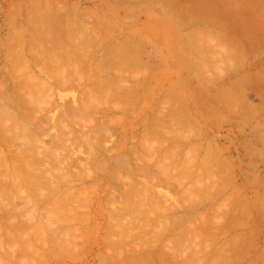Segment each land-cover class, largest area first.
Returning <instances> with one entry per match:
<instances>
[{
	"label": "rangeland",
	"instance_id": "374dc122",
	"mask_svg": "<svg viewBox=\"0 0 264 264\" xmlns=\"http://www.w3.org/2000/svg\"><path fill=\"white\" fill-rule=\"evenodd\" d=\"M181 10L184 11L182 13L183 14L185 13L184 15H186V16H184L183 14L181 15ZM79 21L81 22V24H77L76 27L78 25H84V24L86 26H87V24H89L88 26L91 25V27H92V25H94L93 27L96 28L95 30H97L98 32L101 29L102 32L100 31L99 34L100 33L101 34L102 33L107 34V31L110 28L112 30V27H113V30L112 31L109 30V31L112 34H114V32H115V35H113V38H111L109 40V37H110L109 34L110 33L108 31L109 34H107L105 36V37H108V41H107V39H106L107 43H106V41H104L106 44V47H108V48H105V45L101 46L98 49L99 50L98 54H97L98 57H101L102 53H100V51H102L104 54V52L106 50L110 49V46L111 47H112V45L116 46V45H119L120 43H122V45H123V41L127 42V40L131 39V41L141 42L140 43L141 45L140 44L138 45V48L140 46L142 47V48L140 47L141 49L139 48V51L141 54H142V52H145V54L149 53V55H143L145 57V59H147L146 57H149L147 59L148 62L153 63V64L154 63L158 64L160 61H163L162 60L163 57L167 59L166 61L168 62V64L165 61L162 62V66L165 68L164 73L162 71L163 67L162 66H160L161 68L158 67V69L160 68L159 71L160 70L161 71L160 72L158 71L159 73L156 74L157 79L155 78V80L157 82L155 80L154 81L152 80L150 83H148L149 85L148 84L146 85V86H149L148 88H150V90L152 89V92H154V93L150 92V94L147 95V93H148L147 92V93H145V95H147L148 97L141 95L143 97L140 96V98H139L140 99L139 101L142 102V104L146 102L147 105H145L146 103L142 105L138 101L137 102L138 105H136L137 107L135 108L137 111V113L136 112L134 113L135 116H133V114H130V115L128 114V116H127V113L120 111L118 109V107L120 105H118V107L115 106V108L116 107L117 108L114 112L110 113L111 116L108 114V118L111 117V119H112V117H114L113 119L118 122L117 124H120V125L122 124L121 125L122 127H120L121 129H123V126H127L126 130L123 129L119 133L122 134L124 132L125 134H128V136L129 135L131 136L132 135L131 129H130V125H131L130 121L131 120H135L137 117H139V115L141 116V115L155 114L157 112V110L159 112L161 110H164L162 108L168 107L172 102L176 101V103L178 104V102L180 101L181 109L184 108L183 111H185V112H187L189 110L187 113H189V112L191 113V115H190V113L188 115L191 116L190 118L194 122H192V124H190V125H187V127L186 126H184V127L180 126L181 131L178 128L179 126L176 127L177 128L176 130L177 131L179 130L178 131L179 134H178V132L176 134V135H178L179 138H180V135H183L182 132H184L186 134V136L184 135V138H189V137L192 138V140L190 142H188V144L186 146L180 145V146H183L182 148H180V152L178 150L179 149L178 147H176V148H178L176 151H175V149L172 150L173 154H175L178 151L175 156L179 159V162L175 156H172V160H171V157L167 158V156L168 157H169V155L171 156V153L169 154L166 152L169 155H167V154L165 155V152L161 146V141L158 140V137H155V140H157V142L156 143L152 142V146L155 147L158 145L157 146L158 148L161 147L159 149L157 148L158 149L157 151L162 149L163 150L162 153H161V151H159L162 154V156H161V154H159V152L151 151L152 149L156 150V148L154 149L153 147L150 150L148 149V151H147V149L143 150L144 145L141 144V142H144V140L142 141L141 139L144 138L142 136V134H145V133L142 132V129H141V131L138 130V134L141 132L139 134L141 137L137 133H136L137 136L135 134V136L138 139L141 138V139H139L141 142H139V140L135 137L134 139L132 138V140H134V141L131 140L129 143L130 146H134L136 144L135 148H137V150L141 153V154H139V152L137 153L138 154L137 157L140 158L139 161L136 159V157L132 158V159H134V161L132 160L134 163H136L135 161H138L139 163L141 161L143 163H148V161H149L148 157L151 156L150 158H153L155 156V153L156 154L158 153L159 156L157 155L154 157V159L156 158V160H155L156 163H155V161H152V163H151V160H153V159H150V162L148 164L149 165L152 164L151 166H155L157 168L158 166H156V165H158V164L162 165V163H163L164 164V165H162L163 169H166L164 167H167L165 164H167V165L169 164L168 165L169 167H167V169L168 168H171V169H169L170 171L166 170L167 173L164 170L165 173L162 174L163 170L160 168L161 166L159 165L160 167L157 168L159 170H157L155 167H151L150 169L153 170L152 168H154V170L151 171L149 169L148 172L145 171L146 173L144 171H142V169H141V171H140V169L136 170V172L137 171L143 172L142 174H139L140 172L136 174V172L132 170L133 175H134V176H132V173H130L132 171L129 170V172H128L126 169H123L124 167H121V168L118 167V169H117V166H115L114 163L111 164L110 163L111 161H108L109 160L108 154H106V153H108V151L107 152L103 151L104 153L102 152L100 154L101 157H104V156L105 157L101 158L99 156L101 162L98 158L99 162L96 161V165H94V167H96L98 169V171L96 168L94 169L96 172L95 173L93 170L94 167L92 166L93 164L91 165L92 162L90 160H88V159H90V156H91L90 151H92V149L90 148V147H92L91 143L90 144L85 143L83 146L80 147L83 149L85 148L82 151L83 154H82V152L80 153V151L78 149H76L79 151V152L77 151V153H76V151H74V153H76V155L79 154L77 156H75V154H72L73 152H70L71 150L69 151L68 147L66 148V144L68 145L69 142L64 143V145L62 143L63 147L61 146V144L59 145V147H61V148H58V149L63 150L64 148H66L65 150L67 152L69 151V153H71L70 157L75 156L74 160L77 162V165H76V162L73 161V159H71V158L69 159L71 161H68L69 162V164H67L68 166L66 165V163L63 164V162H66L68 159L67 160L63 159L62 162H58L59 161L58 158H60L59 156H61L63 154V151H65V150H63V151L60 150L61 153H58L59 150L56 151L57 153L55 152V154H59V156L56 155L58 158L54 154L52 155V152H50L51 151L50 148L55 145L54 144L55 140L53 141V144H50L51 145L50 146L49 143H52V139H51V136H49V134L50 135L54 134L56 136V134L60 135V133H61V130H60L61 126L57 123L58 120L62 119V117L57 118L58 116H60L59 115L60 114L59 113V110H60L59 107L61 106V104L63 102H66V101H68L69 103L72 102L73 101L72 98H74V97H76L77 100L80 97H82L84 99V101H86L87 99L91 100V98L87 94L86 95L83 94V93H85L84 91H82V92L80 91L82 88H83L82 90H85V88H87V87L89 90L90 86H88V84H89V83H87L88 81L82 80V78H85L87 76L88 77L87 79H90L89 78L90 74H87L85 77H83V75H82V77L80 76L81 78L79 77L78 73L80 71H82L83 69L80 70L77 67L75 68V66H78L77 60L71 61V62L76 63V65H74V63H71L68 60H66L68 62H65V60L62 57V60L61 59L60 60L63 61L64 64L58 63L59 65H53L55 62L52 60V58L53 57L61 58L59 50L61 51L64 48L65 44H63L62 49L57 47L58 48L57 50H53V47L48 46V45L53 46L52 44H55L57 42L64 43L65 41H68V40L73 41L74 39H76L75 35H77V34L79 35V33L76 32V29H75L76 27L74 28V25H75V22H79ZM82 21H83V23H82ZM71 25H73V26H71ZM109 25L112 27L109 28ZM97 27L99 28V30L97 29ZM104 27L105 28L107 27V28L105 29ZM73 29H75V31ZM104 29H105V31L106 30L107 31L105 32ZM196 31H198V32L200 31L201 33H198V35H197ZM207 31H209L211 34ZM87 32H90V30L88 29ZM191 32H192V34H190ZM193 32L195 34L194 35L195 37L193 36ZM84 33H86V32H83V36L85 35ZM132 33H135V34H132ZM203 33L206 35H203ZM81 34H82V32H81ZM96 34H98V33L96 32ZM101 34H100V39L102 38L101 36H104ZM112 34H111V36H112ZM136 34L138 35L139 39H138V37H135ZM164 34L167 37H165ZM189 34H190V36H189ZM61 35L63 37H61ZM186 35L189 38H187ZM199 35H202V36H200V40L198 38ZM92 37H90V38H92ZM191 37H193L194 39L192 40ZM57 38H59V39H57ZM145 38H146V40H145ZM201 38H204V39L202 40ZM93 39H94V37L91 40H93ZM100 39H98V41ZM132 39H134V40H132ZM143 39H144L145 43L143 42ZM76 40H74V41H76ZM94 40H93V42H94ZM112 40H113V42H112ZM147 40L152 41V43L147 41ZM190 40H191V42H190ZM96 41H95V43H92V41H90V43L93 45L94 44L100 45V43H98V42L96 43ZM101 41H103V40L101 39ZM116 42H117V44H116ZM48 43H50V44H48ZM188 43H190L192 45L189 47L188 45H190V44H188ZM93 45H90L89 48L93 49L94 48ZM96 45H94V46H96ZM99 45H97V47ZM143 45H144V48H143ZM192 46H193V48H192ZM44 47H46V48H44ZM124 47H126V46L124 45ZM124 47L122 46L121 50L124 49L123 51H125L126 48H124ZM47 48H48V50H46ZM54 48L56 49V47H54ZM102 48L105 50H101ZM138 48L136 47V49H138ZM196 48L199 51L198 50L196 51ZM222 48H224L223 51H222ZM193 49H195V50H193ZM50 50H52V51H50ZM64 50H65V48H64ZM228 50H230V51H228ZM20 51H22V53L25 51L23 53L24 56ZM29 51L31 52V54L28 53ZM43 51L46 53H44ZM47 51H50L49 52L50 55L47 57H49L50 60H52V65L49 62H46L47 57H45V59H44V55L45 56L47 55ZM36 52L38 54H36ZM62 52H63V50H62ZM32 53H33V56H32ZM51 53H53L52 54L53 57H51L52 56ZM57 53H59L60 56L56 55ZM222 53L228 59L225 58V56ZM227 53H229V55ZM20 54H21V56H23L22 58H21V56L18 57V55H20ZM27 54H28V56H27ZM219 54H220L221 58L218 56ZM222 55L224 56V58L222 57ZM62 56H64V58H65L64 53H62ZM191 57H193V59ZM20 58L22 60H20ZM49 58H47V61L49 60ZM59 58H54V60L56 59L55 60L56 63H57V60H58V62L60 61ZM66 58H67V56H66ZM216 58H218L220 60L219 63H218L219 60ZM23 59H27V61L25 60V63L30 64L29 68H28V65L23 64L24 63V62H22ZM34 59L35 60L39 59V62L42 63V64L39 63L41 66L38 64L37 60H36V62H37V64H36ZM67 59H69V58H67ZM201 59H202V61H201ZM43 60L46 62V64H50L52 66V69H54V72L51 69H49V70L45 69L46 65L43 62ZM69 60H72V58H70ZM221 60H222V62H221ZM79 62L81 63V60H79ZM67 63L70 65L68 66ZM169 63H170V65H169ZM21 64L25 65V66L22 68ZM37 65H38V67H37ZM50 65H47L46 67L49 68ZM83 65H85L86 68L88 67V64L86 65L83 63ZM83 65H80L81 68H84V70L82 71L83 73L80 72L79 74H81V73L84 74V73H89V72L91 73L90 66H89V69L87 68L88 69L87 70V69H85V67H82ZM31 67H32V70H30ZM41 67H43L44 70L41 69ZM192 67H194L196 70ZM55 68L56 69L58 68L57 69L58 73L55 72L56 71ZM140 68H141V70L139 68H134L133 70H131V72H130V70H127V69H126L127 70V72H126V70L123 68V71L125 70L124 71V73H126L125 76H127V74H128L132 78L133 76L131 74H134L135 76L139 77L142 74V71H143V75L145 74L144 72H146L145 67H140ZM142 68H143V70H142ZM59 69H60V71H59ZM61 69H63L64 71ZM66 69L69 71V73H67V74L68 75L71 74L70 76L65 74ZM78 69H79V71H78ZM136 69H138V71L140 70L141 72L138 73V71ZM166 69L171 73H169ZM46 70L49 72L51 70V72L49 74L54 73L53 75H57V74L60 75V73L64 72L62 74V77L64 75V76L74 78V79H76L77 76L75 74H77L78 80L80 81V79H81L83 81V83H82V81L77 82V80H74L75 85L73 88L75 91H73V89L70 91L69 88H62V90H60V88H54L53 90H51L49 88L51 90L49 92V89H47V87H46L45 89L48 91V92H46L45 89L43 90V88L41 89V87H40V86L43 87L45 84H46L45 86L51 85L50 83H51L52 78L50 80L49 76L48 77L46 76V74L48 73ZM74 70H76L77 72L76 71H75L76 73L73 72ZM157 70H156V73H157ZM68 71H66V72H68ZM121 71H122V69L120 71L118 70V72H121ZM123 71L121 73H123ZM195 71L200 73V74H198V73L195 74ZM70 72H72L73 74L75 73L73 75L74 77L72 76V73H70ZM29 73H31V74L34 73V75H31ZM36 74L38 77H40V78H37V79H40V82H42L44 80V83H45L44 85H42L43 82L40 83V85H39V82L36 81L37 80V79H35L37 77ZM49 74H47V75H49ZM197 74L199 77H197ZM27 75H31V77H35V78H33V81L35 80V82L29 83L28 80L31 81L32 78H30V76H27ZM119 75H121V74L119 73ZM143 75H141V77ZM157 75H158V77H157ZM206 75H207V77H206ZM26 76H27V79H26ZM135 76H134V78H132L133 80L130 78L127 81L126 80L125 81L122 80V81H124L126 84H128L130 81H131V83H132V81L136 82V80H139V79L134 80ZM119 78H120V76H119ZM128 78H129V76H128ZM203 79H205V80L203 81ZM200 80H201V83H200ZM22 81H23V83L21 84ZM122 81H121V83L125 84ZM25 82L26 83L28 82V84H27L28 86L25 84ZM18 83L21 86H19ZM33 83H34V85H35V83L37 84V85H35V86H37L36 88H34L35 86L33 85ZM52 83H53V81H52ZM86 83H87V85H86ZM131 83H129V85ZM177 83L179 86L177 85ZM24 84H25L26 88L29 87V88H33V89L27 90L25 88ZM77 84L79 85L80 88L77 86ZM152 84L154 85V87L152 86ZM201 84H203V85H201ZM22 85L24 86V88ZM82 85H84V86H82ZM162 85L166 88L171 86L170 87V88H172L171 91H168V92H170V94L169 93H167V94H169V95H171V93H172V95L181 94L180 98L177 95L175 96V98L172 95L170 96L171 98L169 96L164 97V94L162 93L164 87ZM167 85H168V87H167ZM174 85H175V87H172ZM54 86H55V84H54ZM2 87H3V89H1ZM5 87H7V88L4 89ZM38 87H40V88L38 89ZM170 88H168V89H170ZM18 89H19V91H18ZM23 89H25L26 91ZM70 89H71V87H70ZM173 89L176 91H174ZM6 90L8 91V93ZM15 90H16V93H15ZM22 90H23L24 94L27 93L26 95H28V97L30 99H33L32 101L34 103L37 102V104H39L40 107H38V105L33 106L36 103L34 104V103L30 102V99L28 97L26 98V95H23L20 92ZM31 90L32 91L34 90L33 91L34 93L40 92L37 90H41L42 95L44 97L46 96V94L44 95V93H43L45 91V93H48V95H49V96L48 95L47 96L51 97L52 99L49 98L47 100L48 97H46V99L44 100L43 96L40 94L41 92L38 93L39 95H37L35 93L36 96L34 94L33 95L29 94V91H30V93H32ZM57 90H59V91H57ZM88 90L86 89L85 91H88ZM172 90L175 93H173ZM177 90H178V93H177ZM1 91H2L3 95L6 92L7 96L1 95ZM3 91H4V93H3ZM17 91H18V94L20 93L19 95L17 94ZM60 91L62 92L61 94H60ZM63 91H65L67 93V95H65V98H63L64 95L62 96V94L64 93ZM53 92H55V94ZM68 92L70 93L72 98L70 97V95L68 96V94H69ZM73 93H77V94H73ZM184 93H186V95ZM52 94H54V97H56V98H54ZM154 94H156V95H154ZM8 95H10V96H8ZM29 95H32L33 98H31ZM73 95H74V97H73ZM81 95L85 96L87 99ZM38 96H39V99H43V100L41 101L38 99L39 101H34L37 99ZM59 96H60V98H59ZM101 96H103V95H100L99 97H101ZM6 97H8L7 98L8 100H6ZM96 97H97V95H96ZM172 97H173V100H172ZM184 97H185L184 101L180 100L181 98L184 99ZM82 98H80L79 100H81ZM102 98L103 97L99 98V100L100 99L102 100ZM167 98L170 99V101L172 100V102H170L169 100H166ZM16 99H18L17 100L18 107L16 106V104H17ZM28 99H29V103H32L33 105L32 104H29V106L26 105V104H28V102L26 103L25 100H28ZM64 99H65V101H64ZM105 99L106 98L104 97V99L102 100L103 103L100 102V105L105 104L104 102L107 101V99L106 100ZM159 99L162 102L159 101ZM176 99H178V101ZM2 100H4L5 102ZM10 100H11V102H10ZM21 100H23V101H21ZM51 100L55 101L53 103L58 102V104L60 105L59 107H57L55 109V110H58V111H56L57 114L54 111V109L52 110L53 113L50 111V113L52 115L55 114V116H53L54 119L57 118L58 120L57 119L55 120V122L57 121L56 125H55L56 127L55 126L52 127V130L50 129V133L49 134L47 133V135L44 134L43 136H45V137H43L42 134H39L38 131L34 130V127H33L34 124L33 123H31V125L33 124L31 127L26 128L27 126H30V121L26 120V122H25V120H23L24 117L22 119H19V117L22 115L21 114L22 112H20L19 110H23L24 112L25 111L27 112L28 110L27 109L24 110V108L26 106H27L26 108H28L32 105V107L28 108L29 109L28 114L29 115L31 114L30 118L31 119L33 118L32 121H35V119L40 117V114L42 113L41 110L44 107L42 105H45V103L47 101L50 102ZM74 100H75V98H74ZM90 100L87 101L88 104H89ZM95 100L98 101V98ZM95 100H94V103H96ZM0 101H1L0 104H3V106H4L3 107L2 105H0L2 107V109H5L8 111L7 106L9 107V112L2 110L0 108L2 110V111L0 110V113H1L0 114V117H1L0 121L5 119L3 121L6 123L7 120L9 122H11L12 121L11 119H13L11 124H8L9 122L7 121V127H6V125H4L5 123L2 121V123H4L3 124L4 126L1 125V128H0V140H1L0 146H2L1 147L2 150L0 149L1 150L0 151V155H1L0 160L2 161V163H0V164H4V166L0 165V169H1V171H3L2 174H0L1 175L0 185L5 184L2 182H6V184H7V181H8L9 185L8 184L7 185L9 187V186H11L10 183L13 184L15 181L14 186L12 185L13 187H9V189L13 188L14 190L13 189H10V191L8 190V194L12 191L11 194L17 196L15 198H18V196L21 198L15 202V203L18 202L17 203V209L19 210V206H20V210H21L27 205H28L27 207L29 208L35 204V207H38V209L42 208L41 210L44 212L42 217L45 216L42 219V221L45 220V223H43L42 221L40 223V221H39V226H41L43 224L44 228H45L48 225L47 228L43 229L45 232H41L42 231L41 229L40 230L34 229L35 231L33 232L32 229L28 228V231L29 230L31 231V232H29V234L33 232L32 234L29 235L30 237L26 236V237H28L26 239H29L30 241L26 240V239L24 241V238H25L24 235H27L25 233L20 236L21 238L23 237V239H21V238L19 239V236H18L19 241L16 237L15 241H14L16 245H13L14 242L13 243L11 242L12 246H13L12 247L13 249H11V251L12 250L17 251L15 253L17 256L14 255V258H16V259H14L13 257L9 258V256L7 259V255H5L6 258H5V256H4V258L6 260L3 258L4 261H6V262L3 261L5 264H15V263L16 264H23L22 259H24V258H25L24 261H26L25 264H28L27 262H29V261H27V260H29V258H26V256H23V255H27V256L29 255V257L30 256L33 257V259L30 257V261L32 259L31 264H45V263L46 264H50V263L51 264H100V262H102L101 264H103V262H105V261L106 262L104 264H115V263L117 264L118 262H119L118 264H122V263L123 264H132L133 262H134V264H140V263L141 264H148V263L151 264L150 261H152V264H154V263L159 264V262H160V264H164L165 261L167 262V264H207V263L208 264H264V260H262L264 257V0H0ZM6 101H7V104H5ZM19 101L23 102L22 104L25 105V107H23L22 104L19 105V103H21ZM84 101L82 100L81 101L82 103H80V101L77 103H79L80 105H83L84 103H85L84 105H88L87 102H84ZM163 101L168 102V103H164ZM40 102H41V105H40ZM42 102H44V104ZM112 102L110 101V103H112ZM8 103H11V104L13 103V104L11 105ZM90 103H92V102H90ZM110 103H107V104H110ZM113 103L111 104L113 106H114V104H117V103H114V104ZM162 103H164V104H162ZM149 104H150V106H149ZM163 105H164V107H163ZM184 105H186V106H184ZM19 106H20V108H19ZM182 106H184V107H182ZM206 107L207 108L213 107V108H211V110H208ZM15 108H17V109H15ZM40 108H41V110H40ZM158 108H160V109H158ZM185 108L186 109L188 108V109L186 110ZM13 109H15V110H13ZM212 109H214V110H212ZM10 110H12V111H10ZM30 110H31V113H30ZM6 112H7V114H6ZM11 112L12 113L13 112L18 113V114L15 113L16 115L13 113L15 115V116L14 115L13 116L16 117L18 120L14 119V117L10 115ZM3 113H4V116H2ZM43 113H44V111H43ZM32 114H35L34 117L37 115L36 118H34ZM47 114H49V112ZM124 114H125V116H124ZM157 114H158V112H157ZM8 115L11 117V119ZM44 115L45 114H43V116ZM43 116L41 115V117H43ZM2 117H3V119H2ZM77 117H78V119H77ZM77 117H75V116L73 118L69 117L71 122H72V123H70V125L71 124L75 125V127H73V131L75 129L74 132H76V130H77L78 131L77 133H80L81 131L84 130L83 126H84V124L86 125V121L88 119H89L90 123L87 122L88 123L87 128H88V126L92 125V120L93 119L95 120L97 118V116H95L96 117L95 118L94 115L88 117V116H84L83 114L81 116H77ZM80 117L82 119L84 117V120H82ZM6 118H7V120H6ZM28 118H29V116H28ZM127 119H129L130 121H128ZM14 120L15 121L20 120V123L24 122L23 127L26 124V127H25L26 129L21 127L24 134L22 133V130H20L21 129L20 127H18V130H17V125H18L17 123H19V122L16 121V124H17L16 125V124H14L15 123ZM38 120H39V118H38ZM38 120H36V121H38ZM75 121H77V122L79 121L78 123L79 124L81 123L82 126L79 125L78 123H76ZM119 121H120V123H119ZM44 122H47V121H44ZM2 123L0 122V124H2ZM27 123H28V125H27ZM62 123L63 122H61V125H62ZM127 124L128 125L130 124L129 127ZM8 125H10V127L12 125H15L16 127L13 126V128L15 130L14 129H13V131L10 130ZM57 125L60 128H58ZM71 126L68 125V127L72 128ZM4 127H6V128H4ZM80 127H82V128H80ZM85 127L86 126H84V128ZM30 128H33V130L31 129L32 132H31ZM79 128H80V130H79ZM24 129L26 131L28 129L30 130L28 132V134H27V132L24 131ZM174 129H175V127H174ZM174 129H172V130H174ZM16 130L18 131V133L16 132ZM19 130L23 135H21ZM58 130H60V132ZM1 131L5 132L4 133L5 137L3 136ZM11 131L15 132L17 134L12 133ZM56 131L58 133H55ZM6 132H8V133L6 134ZM31 133L33 136H31ZM116 133H118V132L115 131V134ZM8 134L9 135L13 134V135L9 136ZM115 134H114V137L116 136ZM167 134H168L166 136L167 139H165L166 137H164V135H166V134L162 135L163 138L162 137L159 138L160 140H161V138H162V140L165 139V140H163L164 142L162 141L163 143H166L165 142L166 140H168L167 143H169V137L172 134L171 133H170V135H169V133H167ZM15 135H17V136H15ZM28 136H29V138H28ZM34 136H36V138L38 137V140L33 138ZM6 137L8 138V140L6 139ZM14 137H16V138H14ZM24 137H26V138H24ZM31 137H32V139H31ZM10 138L11 139L13 138L14 140L13 139L10 140ZM17 138H19V139H17ZM153 138H154V136H153ZM184 138L181 137V139H184ZM191 138H189V139H191ZM22 139L24 142L22 141ZM29 139L32 140L33 142L30 141ZM135 139H137L138 141L137 140L135 141ZM19 140L22 141L23 143H20ZM155 140L153 139V141H155ZM12 141H14V142H12ZM27 141H28V143H26ZM41 141H43V143ZM112 141H113V139L110 142L108 140L107 144L109 143V145H111L113 143ZM134 142H136V143H134ZM4 143H7V144H4ZM19 143L21 145L23 144L22 146L25 145L26 147L25 146L21 147ZM159 143H160V145H159ZM180 143L182 144V141ZM10 144L12 146H10ZM34 144H35V146H36V144L39 145V146H37L38 150L36 147L34 149ZM138 144H139V146H138ZM87 145H89V146L91 145V146L88 148ZM162 145H164V144H162ZM166 145L169 147V144H166ZM178 145H179V142L177 143V146ZM19 146L21 148H19ZM48 146L50 148H48ZM167 146L165 149L166 151L168 149ZM9 147H10V149H13V150L8 149ZM188 147L190 150L194 149V147H195L194 151L196 153H194V151H193V153L197 154V155L195 156L193 154V158L190 155L192 153V151L189 153L190 150L188 149ZM24 148H25V150L27 148V150H28L27 152L29 153V155L27 154L26 151L23 152ZM44 148L45 149L47 148V149L45 150ZM186 148H187V150H186ZM207 148L208 149L211 148V149H209L211 151H207V150L205 151V149H207ZM16 149H18V150H16ZM29 149H31V150H29ZM200 149H201V152H198V151H200ZM214 149H216V151H214ZM181 150H182V152H181ZM212 150H213V153H211ZM10 151L13 153H11ZM16 151H18L19 154H16L17 153ZM36 151H38V152H36ZM149 151H151L154 154L150 155L151 152H149ZM170 151H171V149H169L168 152H170ZM174 151H175V153H174ZM20 152L24 153V154L26 153L28 155V156L25 155V157H23L22 161L20 160ZM67 152L64 155H67L69 158V155H68L69 153L67 154ZM3 153L6 155L5 156L2 155ZM30 153L36 155L35 157L38 156L39 159L37 158L38 160H36L34 155H32ZM36 153H38V155ZM39 153H42V154H39ZM87 153L90 156L87 155ZM163 153L166 156V159H164L165 157L163 156ZM206 153L208 154L209 158H208V156L203 157V155H206ZM188 154H189V156H188ZM209 154H211L212 156H214V154H216L214 157L211 156L212 157V159L210 160L211 162L208 161L210 159ZM10 155L11 156L14 155V157L12 156V158H14V160H12V158L10 160ZM41 155H42V157H41ZM126 155L130 156L131 154H126ZM143 155H146V156H143ZM152 155H154V156H152ZM184 155L188 156L189 159H188V157H186ZM29 156L30 157L33 156V157H31V159H30ZM44 156H45V158H44ZM87 156H89V157H87ZM199 156H201V157H199ZM5 157L7 160L6 159L4 160ZM47 157L50 158L49 159L50 162H49V160H47ZM52 157L53 158L55 157V159H53ZM86 157H87V159H86ZM143 157H147L148 161L146 158H143ZM162 157L164 160L163 159L161 160ZM173 157H175L176 159ZM216 157H217V159H216ZM43 158L48 162H44ZM194 158L195 159L197 158L198 160L196 161V160H194ZM218 158L220 161L218 160ZM169 159L172 162H170ZM191 159L196 161L197 165L195 164V162L193 163V161ZM214 159L216 160L215 162H213ZM15 160L17 161V163ZM39 160L42 163L38 162ZM52 160H54V161L56 160L55 162L59 163V164L54 165L55 162H53ZM175 160H177V161H175ZM3 161H6V162L3 163ZM79 161H81V162H79ZM161 161H163V162L161 163ZM164 161H165V163H164ZM183 161H185L186 163ZM191 161H192V163H191ZM106 162H108V163H106ZM153 162L156 165L153 164ZM7 163H9V165ZM170 163H172L171 167H170ZM14 164H16V165H14ZM191 164H193V166ZM200 164H202V165H200ZM6 165H8L9 167ZM30 165L32 168L30 167ZM45 165L48 166V168ZM60 165H62V166L66 165L65 167H67V168H65V167L62 168V166H60ZM79 165H81V166L84 165L85 167L82 166V168H79V167H81ZM186 165L187 166L189 165L190 168L187 169ZM211 165H213V166L211 167ZM1 166H3L2 168L8 167L9 169L4 168V170L6 169L4 171L1 168ZM14 166L16 167L15 170H13ZM28 166H29V170H28ZM33 166H34V168H33ZM39 166L42 167L40 169V171L43 170V171H41L42 172L41 174H38V173H40V171L39 172L37 171V169L40 168ZM49 166H51V167H49ZM87 166L92 167V168H90L91 172L95 173L94 175L92 173H89L90 178L96 176L98 173L101 175L98 174L96 176L97 178L94 177L91 179L90 178L84 179L87 177L88 171L90 172V169ZM97 166H100L101 168H103L105 166V169L103 168L104 170L103 169L101 170V169H99L100 167L98 168ZM201 166L203 168L205 166V168L203 169ZM20 167H22L21 168L22 171H20V172H23V170H24L26 175H27V176H25V179L23 178L24 177L23 175H25V173H21V174H23L21 177L19 176L21 179H19L17 176L14 175L16 173H18V175H21L19 173V170H18V169H20ZM139 167H140V165H139ZM194 167H195V170H194ZM213 167L215 168V170L213 169ZM51 168L52 169L54 168L53 171L47 170V169H51ZM31 169H32V171H31ZM60 169H62V170H60ZM85 169H86V173H85ZM119 169H121V170L123 169L124 171H121ZM160 169L162 171L161 174L163 176L159 174ZM185 169H187V170H185ZM44 170L46 172H44ZM79 170H80L81 174L83 173L82 176L86 175L84 178H82L81 174L79 173ZM111 170L113 172H111ZM117 170L120 171V172L118 171L119 173H121L120 176L124 177L125 180L134 179L135 181L132 180L133 185L131 184L132 182L130 180H128V181H126V183H124L125 181H123L122 178H120L119 176L116 177V175H119V174H117L114 171H117ZM156 170H157V172H156ZM190 170H192L193 172ZM198 170H200V173ZM6 171L7 172L9 171V172L7 173ZM16 171H18V172H16ZM35 171L38 173H36ZM63 171H65L67 173H65ZM104 171H107L108 175L109 174L112 175V178H110V179L108 177L105 178L103 176L104 174L102 173ZM189 171L192 172V174H190ZM206 171H208L209 173L211 172V173L210 174L208 173V175H206L207 174ZM12 172L14 173L12 176L13 181H12L11 176H10L12 174ZM49 172L51 174L53 172L55 175H57L56 177H58L57 178L58 181H60V179L62 181L61 182L56 181L57 179H56V177H54L55 175L54 174L51 175ZM59 172H62L63 174L59 173ZM123 172H125L128 175H126ZM170 172L173 174H171ZM3 173H5V174H3ZM29 173L32 175L37 174L38 175L37 178L40 176V178H42V180L45 178V180H47V181L43 180V182H45V184H43V182H42L43 185H41V187H39V186L34 187L33 186L32 189L28 188L27 191L25 190L26 193H24V191H23L22 193H24V194H22L21 192L19 194V192H17V190H16V188H19L18 191L21 190V187L18 186V183H19V185L23 186L25 184V181H30L29 176H28V175H30ZM47 173H49V174H47ZM74 173H76L77 177L80 175L79 176L80 179H79V177L76 178ZM113 173H114V176H113ZM148 173L150 176L147 175ZM186 173L189 174L187 177H186V175H187ZM212 173H213V175L210 176ZM6 174L8 175V177ZM58 174H60V175L58 176ZM61 174L64 177L65 176L66 177L64 178L63 176H61ZM124 174H125V176H124ZM154 174H155V176L157 175L155 178H154ZM175 174L177 177L175 176ZM199 174H201V175H199ZM202 174L204 177L202 176ZM220 174H221V176H220ZM43 175H44V178H43ZM69 175L70 176L72 175L71 177L74 176L73 177L74 179L71 178ZM143 175H146L144 177H147V176L150 177V178L149 177L146 178V180H147L148 184H150L149 189H150L151 193L149 192V190L147 188L148 184H146V180L143 178ZM172 175H173V177H172ZM195 175H196V177H195ZM158 176H160V177H158ZM191 176H192V178H194V181L193 180L191 181L192 178L189 179ZM209 176L212 178H210ZM14 177L15 178L17 177V178L15 179ZM33 177L34 176L31 177V180ZM50 177H52V178H50ZM53 177L56 180H53L54 179ZM113 177H115L117 180H115V178H113ZM152 177L154 179H152ZM167 177H168V179H167ZM169 177H170V181H174V182H172V184L169 182L164 183L165 181H169ZM199 177L200 178L203 177L201 179V181H200ZM221 177H223V178H221ZM1 178H3V180ZM5 178H6V181H5ZM26 178L29 180H27ZM46 178H48V179H46ZM171 178H174V179L171 180ZM204 178H206V181ZM23 179H24V181H22ZM50 179H51V181H54V182L56 181V183H54V182L51 183ZM63 179H65V180H63ZM82 179H84V180L82 181ZM111 179H112V181H111ZM121 179L123 182H121ZM17 180H19V182ZM114 180L116 182H119V184L116 183ZM138 180H140V181H138ZM151 180H153V181H151ZM155 180H158V181L160 180V181L158 182ZM162 180H163V182H162L163 184L160 185V182ZM73 181H74V183H73ZM97 181H99V182H97ZM70 182H71V184H70ZM78 182H80L81 184ZM112 182H114V183H112ZM137 182H139V183L137 184ZM206 182L208 184H203ZM210 182H211V184H210ZM28 183H26V186ZM72 183H73V186H71ZM154 183H156V184H154ZM116 184H118V185H116ZM136 184H137V186H136ZM144 184L147 187H145ZM196 184H200V185H196ZM49 185L51 187H55V189L58 186L57 188L59 190L57 189L58 191H56V194H54L51 197V199H53V197H54V199H53L54 201L50 199V200H47L45 202V206H46L45 207L43 205L44 203H41L40 201L42 200V198L46 197L44 195L49 194L50 189H53ZM67 185H68V188H67ZM124 185H126L127 187ZM138 185H139V187H138ZM202 185H203V187H201ZM204 185L205 186L207 185V187H205ZM43 186H44V188H43ZM45 186H47V188H45ZM107 186H109V187L111 186L110 189ZM112 186H114L113 187L114 189L112 188ZM197 186L200 189L196 188ZM221 186H222V188L225 187V190L222 193L220 192V190L222 191L224 188L222 189ZM208 187L211 188L212 190L213 189H217V190L216 191L213 190V191H215V193L214 192L208 193L207 191L210 190V189H207ZM219 187H220V190H219ZM34 188H39V189H34ZM40 188H42V190ZM65 188H67V189H65ZM130 188L132 190H128ZM45 189H46L47 193H45ZM62 189H65L66 191L62 190ZM138 189H140V192L144 191L143 193H144V196L146 197L145 199L141 200V198H144L143 193L139 194L140 192H138L139 191ZM142 189H144V190H142ZM153 189L154 190L156 189L158 191L155 190L156 193H153L154 192ZM36 190H39L40 193L38 191L36 192ZM117 190H120V191L122 190L123 191V192L121 191L122 195H119L121 192L118 194L119 191H117ZM145 190H146V192H145ZM205 190H207V191H205ZM59 191L60 192L63 191V192L60 193ZM113 191H115L117 193H115ZM166 191L169 194H167ZM197 191H200L201 193H203V191H205V193H203V196H205V194H206L207 201H206V197L201 198L200 197L201 194H199L200 192H197ZM217 191L219 193H216ZM41 192L42 193L44 192V193L42 194ZM75 193L78 194L77 198H74V197H76ZM110 193H111V195H109ZM114 193L116 195H114L115 197L113 198ZM130 193H132V194H130ZM147 193H148V195H147ZM163 193H165L166 195H164ZM212 193L216 194V196H215L216 199L214 198V195H212ZM39 194H40V196H37ZM41 194L44 197L41 196ZM61 194H63L62 196L64 198L61 196ZM155 194H156V196H154ZM207 194L212 195V196L209 197V196H207ZM13 195H11V196H13ZM30 195L32 196L33 200L32 199L30 200V198L28 197ZM49 195H51V194H49ZM55 195H57L58 197L57 196L55 197ZM124 195H125V197L129 198L130 200L128 199V201L126 202L125 199L127 200V198H123ZM127 195H129V197ZM9 196H10V194H9ZM65 196L67 197L66 200H65V198H66ZM109 196H110V198H109ZM117 196H118V198H117ZM136 196H138V197L136 198ZM150 196H151V199L149 198ZM22 197H24V198L26 197L25 198L26 200L23 198V201H21ZM72 197H73V199H72ZM153 197L154 198L156 197L157 199L156 198L155 199L158 200L159 202L160 201L161 202L159 203L156 200H152ZM211 197H212V199L213 198L214 199L213 200L210 199ZM15 198L13 197L14 201L16 200ZM28 198H29V201H28ZM61 198L63 199V201ZM68 198L69 199L71 198V200L69 201ZM79 198H81L82 200ZM119 198L121 200H119ZM139 198H140V200H139ZM34 199L36 200V203H35ZM38 199H40L39 202L41 203L39 205H38V203H39ZM58 199L61 200L62 202L58 201ZM114 199H116L117 201H115ZM146 199H147V201H146ZM149 199H150V201H152V203H149L150 202ZM55 200H57V201H55ZM75 200H76V203H75ZM163 200H164V202L167 200L166 202H168L169 204H167L166 202H165L166 203L165 204L163 202ZM30 201H31V203H30ZM51 201H53L54 203L51 204L52 203ZM66 201L68 203H66ZM77 201H79V202L77 203ZM81 201H82V204L84 206L79 205V204H81ZM114 201L116 204L112 203ZM119 201H124V202L121 204ZM7 202H8V200H7ZM57 202L60 204V208H59L60 210H57V205H56V204H58ZM63 202H65V203H63ZM107 202L108 203L110 202V203L108 204ZM145 202H147L146 204L148 206H151L155 203V205H154L155 207L152 206L153 208H151V210L149 212L150 208L147 207V205L146 206L144 205ZM162 202L164 205H166V207H167V205H169L168 208H166L164 205H160V204H162ZM201 202H202V205H201ZM6 203L4 202V204H6ZM12 203H14V202H12ZM46 203H48V204H46ZM61 203H63V204H61ZM69 203L71 204V206ZM124 203L125 204L128 203V204L125 205ZM137 203H140V204L137 205ZM199 203H200V206L198 205ZM1 204L2 203L0 202V205ZM66 204L69 205L68 208H70V207L71 208H70V210L67 209L66 212L62 213V211L63 210L65 211V209L67 208ZM129 204L131 205L130 211L132 212V214H131V212L129 213V211H128V209H130V208H128ZM141 204L144 206V209H146V207H147L146 211H144V209L142 210L141 208H139V207H142ZM234 204H235V206H234ZM54 205H55V208H54ZM115 205H117V207ZM136 205H137V207H136ZM172 205H173V207H172ZM175 205H179V206L181 205V206H180V208L177 207V209L175 210ZM43 206L45 208H43ZM74 206H76L77 209ZM81 206H83V207H81ZM124 206H128V207H124ZM161 206H163L162 207L163 209H161ZM183 206H187L186 208H189V209L191 208V209L187 210ZM192 206H194V207H192ZM228 206H229L230 211L226 210V209H228ZM230 206H232V207L230 208ZM0 207L4 208L5 205L4 206L1 205ZM27 207H25V208H27ZM47 207H50V209H52V210H50ZM58 207H59V205H58ZM244 207L247 208L248 211L245 210ZM53 208H54V210L55 209L57 210V211H54L55 212L54 216H53V214H51V213H53ZM115 208L119 212L116 211L117 212L116 213ZM122 208H123V211L126 210V208H127V210H126L127 213L125 211H124L125 212L124 213L122 211ZM133 208H134V210L135 209L136 210L134 211ZM138 208L140 210L139 212H137ZM182 208L186 209L187 211H184V210L182 211ZM79 209H81V210H79ZM102 209H105V210H102ZM152 209H154V210H152ZM18 210H15V211H17V213H22V211H24V210H21V211L20 210L18 211ZM120 210H121V212H123L122 214H121ZM156 210L157 211L161 210V212L158 211L159 213H157V212H155ZM163 210H164V212H162ZM231 210H233V211H231ZM67 211L69 213L70 212L71 213L69 214ZM75 211H76L77 219L74 218V214H75L74 212ZM80 211H81V213H80ZM242 211H243V213H242ZM245 211H246V213L249 212V214L248 213L246 214ZM47 212H49V214ZM133 212L135 213V215H133L134 214ZM140 212H142V213H140ZM148 212L150 213V215H153L151 212H153L156 215H153V216L149 215L152 219H147L146 217L150 218L148 216V214H149ZM58 213L61 215V217L64 216V218L62 217V221L65 218H66V220L68 218L69 219L74 218V219H71L73 221L72 223H70L71 220L68 221L69 219L66 221V222H69L71 224V226H70V224L65 223L64 221L63 222L60 221L58 223V221L61 220V217ZM108 213H110V215ZM138 213H139V216H138ZM45 214H47V215H45ZM50 214L52 215V217L50 216ZM77 214L80 215V217ZM100 214H102V215H100ZM119 214H121V215H119ZM123 214H124V216H123ZM144 214H147V215L145 216ZM224 214H225V217L223 216ZM232 214L234 216H232ZM69 215H71V217ZM84 215H86V217L88 216V218H86V220L83 219L86 222L81 220L82 219L81 217ZM130 215H133L134 218L132 216L128 217ZM226 215L228 217L230 216L232 218V222L229 223V221H231L230 220L231 218L230 217L227 218ZM243 215H246V217L244 218ZM55 216L58 218L56 219ZM109 216L110 217L112 216V219L109 218ZM118 216H120V217L118 218ZM121 216H123V217H121ZM154 216H155V218H154ZM138 217H140L141 220ZM45 218H47V219H45ZM51 218H53L55 220H53ZM83 218H85V217H83ZM116 218H118V220ZM126 218L128 221L126 220ZM162 218L164 220L166 219L167 222L164 220L162 221ZM220 218H221L222 222L219 221ZM225 218H226V220H225ZM16 219H18V218H16ZM136 219H139V220L136 221ZM144 219H145V221H142ZM242 219L245 221H243ZM12 220H15V219L12 218ZM74 220L75 221L81 220V221H83L84 224H82L81 221L75 222ZM132 220H133V222H131ZM134 220H135V223H134ZM178 220H179V222H178ZM18 221H19V219H18ZM46 221L48 222L47 225H46ZM55 221H57V222H55ZM50 222H52V223H50ZM53 222L55 223V226L57 223H58L57 225H62L65 223L63 225L64 228L63 227H62V229L58 228V231H59V229H60V231L59 232L57 231L56 234L55 233L53 234V232L51 230L53 228H56L54 226ZM110 222H112V224H110ZM116 222H118L121 225H119ZM157 222L159 223L160 226L158 225ZM162 222H163V224L166 223L165 224V230L162 229V228H164L163 227L164 225L162 224ZM176 222H177V225L175 224ZM36 223H38V222H36ZM143 223H144L145 227H143L144 226ZM150 223L151 224L153 223L152 226ZM205 223H207V224H205ZM219 223H221V226L222 227L224 226V227L223 228L220 227ZM77 224H78V227H77ZM132 224L133 225L136 224V225L133 226ZM149 224H150V226H149ZM171 224H172V226H171ZM242 224H244V225H242ZM36 225L38 228H40L38 226V224H36ZM79 225H81V226H79ZM153 225L156 226V227L154 226L155 227L154 231H153V228H154ZM49 226H51V227H49ZM66 226H67V228H66ZM118 226L120 227V229L116 228ZM121 226L125 227V230ZM146 227H148V228H146ZM166 227H168L167 228L168 230H166ZM48 228H49V230L51 229L50 231L52 233L48 231ZM127 228H129V229H127ZM131 228H133V230ZM145 228L147 229L146 231H145ZM149 228H151V229H149ZM156 228L158 229V231L156 230ZM159 228L161 229V231L159 230ZM184 228H186V229H184ZM224 228H226V229H224ZM75 229H76V231H75ZM115 229H116V233L114 231ZM141 230H142V233H140ZM74 231H75V233H74ZM133 231H135V232H133ZM156 231H157V233L155 234ZM61 232H62V234H61ZM66 232L68 234L70 233L71 235L69 234V237H67ZM107 232H108L109 236L111 235L110 236L111 238H109V236H107L108 235ZM128 232L130 235H127ZM144 232H145V234H144ZM153 232L155 235L153 234ZM194 232H195V234H194ZM196 232H197L198 237H196ZM222 232L223 233L227 232V233L223 234ZM228 232H230V233H228ZM26 233H28V232H26ZM41 233L42 234L44 233V235L46 237L48 236V240H47L48 243L45 244L44 239L41 240V238H39L38 235H41ZM139 233H140V236H139ZM198 233H199V235H198ZM51 234H53V235H51ZM84 234L87 235L88 237L86 236V238L82 239V237H85ZM113 234H114V236H113ZM116 234L118 237L116 236ZM157 234H158V237H157ZM49 235H51L52 237H50ZM54 235H55L56 240L58 239L57 241H59V242H57L55 240L53 241L54 243L52 242V239H55V238H53ZM57 235H59V236H57ZM147 235H149V236H147ZM65 236L67 238H69V240H67V238H65ZM121 236H122L123 240H121L119 238ZM143 236L145 237V239ZM232 236L234 237V239ZM58 237H60V239ZM76 237L78 239H76ZM115 237H117V238H115ZM138 237H140V238H138ZM37 238L39 239V241L41 240L39 242V244L36 243L38 241ZM151 238H152V241L150 243H148L151 240ZM156 238L157 239L159 238L158 239L159 241H156ZM62 239L65 240L63 243L64 245L61 242ZM225 239L227 242H229V240H230V242H229L230 244L227 243L225 241ZM31 240L32 241L34 240V241L31 242ZM76 240H78V241H76ZM111 240L113 241V243H111L112 242ZM128 240H129V243H128ZM26 241H29V243L28 242L26 243ZM50 241L52 242V245H51ZM66 241H69V242H67V244H65ZM71 241L73 242V244ZM224 241H225V243H224ZM18 242H20V243H18ZM43 242H44L45 246L44 245L42 246ZM152 242H153V245H152ZM30 243H32L31 246L34 248L32 249V247H31V252L29 253L30 245H28V244H30ZM34 243H36V244H34ZM120 243H121V245H118ZM125 243L128 244L127 245L128 247L125 246L126 245ZM147 243L150 244V246ZM154 243H156V244H154ZM19 244H20V246H23V247L26 245L25 249H27V247H28V249L25 250L22 247H21L22 249H20ZM111 244L114 247L111 246ZM116 244L118 245L117 247H116ZM131 244H133V245H131ZM143 244L146 245V246L144 245V248H143ZM166 244H167V247H166ZM223 244L224 245L226 244L227 246L226 245L224 246ZM33 245H35V246H33ZM46 245H48V246H46ZM231 245L232 246L234 245V247H232ZM235 245L237 248L235 247ZM58 246L61 248H59ZM106 246H107V248H106ZM52 247H53V249H52ZM57 247L59 249H62V250H59ZM65 247H67L66 248V250L68 249L67 251L65 250ZM141 247L143 248V250ZM222 247H224V249ZM54 248H55V250H54ZM56 248L58 249L57 250L58 252L56 251ZM121 248H123L124 250ZM36 249H39L38 252H40L41 255H40V253L39 254L37 253ZM41 249H43V250H41ZM118 249H120V252L118 251ZM116 250L119 253L116 254V252H117ZM231 250H232V253L230 252ZM233 250H234V253H233ZM0 251H2V250L0 249ZM20 251H21V253H20ZM26 251H28V253ZM35 251H36V253H35ZM111 251H113V252H111ZM136 251H137V253H136ZM225 251L227 253H225ZM46 252H48V253L50 252L52 256L50 255V253L46 255ZM108 252L112 253L113 255H111ZM18 253H19V255H18ZM32 253H34V254H32ZM54 253L56 254V256L53 258ZM58 253H60V254H58ZM130 253H131V257H128V256L126 257V255H128V254L130 256ZM134 253H135V256H134ZM154 253H156V254H154ZM205 253H208L209 256L206 255ZM232 255H233V257H232ZM38 256H39V258H38ZM114 256H115V259L112 258ZM136 256H138L137 260H135ZM146 256L148 257V259ZM222 256H223V258H222ZM21 257H23V258H21ZM43 257L46 258L45 262H44ZM123 257H124V259H123ZM212 257H213V259H212ZM217 257L218 258L221 257V258L218 260V259H216ZM261 257H262V259H261ZM34 258H36V259H34ZM42 258H43V260H42ZM103 258H106V259H104L105 261L103 260ZM128 258L131 260H129ZM154 258H155V260H154ZM190 258L191 259L193 258V260H191ZM111 259H113V260H111ZM158 259H161V260H159V262H158L157 261ZM163 259H164V261H163ZM208 259H209V261L210 260L211 261L209 262ZM126 260H128V261L126 262ZM138 260H140V261H138ZM186 260H188V261L191 260V261L188 262ZM205 260L207 261V263L205 262ZM216 260H218V261H216ZM224 260L225 261L227 260V261L224 262ZM33 261H34V263H32ZM110 261H113V262L111 263ZM161 261H163V263Z\"/></svg>",
	"mask_w": 264,
	"mask_h": 264
},
{
	"label": "bare ground",
	"instance_id": "6f19581e",
	"mask_svg": "<svg viewBox=\"0 0 264 264\" xmlns=\"http://www.w3.org/2000/svg\"><path fill=\"white\" fill-rule=\"evenodd\" d=\"M182 12H184V11L181 10V15L183 14ZM186 13H187V12H186ZM184 14H185V13H184ZM184 14H183V15H184ZM184 16H186V15H184ZM79 22H80V21H79ZM79 22H75L74 28L76 27L77 24H81V22H80V23H79ZM84 22H85V21H84ZM82 23H83V21H82ZM71 24H72V23H71ZM92 24H93V23H92ZM59 25H60V24H59ZM66 25H67V24H66ZM68 25H69V24H68ZM84 25H85V24H84ZM84 25H78V26L75 28V29H76V32L79 33V35H80V36H79V35L76 33L77 35H75V36H76V39H77V40L74 39V40H76V41H74L73 39H72L73 41L68 40V41H65L64 43H61V42H57V41H56L57 43L52 44L53 46H51V45H48V46H49V47H53V50H57L58 48L62 49L63 44H65V45H64L65 50H64V48L62 49L63 52H62V50H61V51L59 50V53H60V55H61V58H59V57H53V55H52L53 53H51V55H52L51 57H53L52 60L55 62L53 65H59L58 63L64 64L63 61H61V60H62V57H63V59L65 60V62H68V61L71 62V61H76V60H77L78 63H79L80 65H83V63L86 64V65L88 64V67H87L88 69H89V66H90V70H91V73H92V74L89 72V73H84L85 75L82 74V73H83L82 71L84 70V68H81V66H80L78 63H77V65H78L79 67H78V66H75V68L77 67V68H79L80 70L83 69L82 71H80V72H82L81 74H79L80 72L78 73L79 77H80V76L82 77V75H83V77H85L87 74H90V75H89V78H90V79H87V78H88L87 76L85 77L86 79H85V78H82V80H87L88 82H87V81H86V82L90 84V85L88 84V86H90V87H89V90H88V87L85 88V90L87 89L88 91L82 90L83 88L81 87L82 89H81L80 91H81V92L84 91L85 93H83V94H85V95L87 94V95L91 98V100H90V99H87V98H86L85 96H83V95H81V96L85 97V98L87 99V100L85 99L86 101H84V99H83L82 97H80V96H79V97L82 98V99L79 100L80 98H78V100H77V98L74 97V95H73V97L75 98V100H74V98H72V96H71L70 93L68 92V93H69L68 96L70 95V97L73 99L72 102L69 103L68 101H66V102H63V103L61 104V106H60V105L58 104V102L53 103V102H55V101H52V100H51V101H50L51 103H50V102L47 101V102L45 103V105H42V106H44V107L42 108V110H41V108H40V110L42 111V113H43V111H44L43 114H45V115L43 116V114L40 112V113H41V114H40V117H41V115H42L43 117H41V118L38 117L39 120H40V121H39L38 118H36L37 115L34 117L35 114H32L33 117L36 118L35 121H32L33 118H32V119L30 118L31 114H30V115L28 114V112H29V109H28V108L32 107V105H33L32 103H34V102L32 101L33 99H30V98L28 97V95H26L27 93H26V94L23 93V90H25V89H23V90L20 91V92H21L23 95H26V98L28 97V98L30 99V102H32V103H29V99H28V100H25L26 103L28 102V104H26L25 102H24V103H25L27 106H29V104H32V105H31L30 107L26 108L27 106L25 107V105L22 104L23 102H21V101H23V100L19 101V102H21V103H19V105L22 104V106L25 107L24 110H25V109L28 110L27 112H26V111L24 112L23 110H19L20 112H22V113H21L22 115L20 116L21 118L19 117V119H22V118L24 117L23 120H25V122H26V120H27V121L29 120V121H30V126H27V127H26V124H25V126L23 127V125H24L23 123H24V122H21V123H20V120L17 121L18 119H17L16 117H14V116H15L16 114H18V113L15 112V113H16V114H15V113L13 112V113L15 114V115H14V114L11 112L10 115H11V116L14 115V116H13L14 119H17L16 121L19 122V123H17L18 125L16 124V121H15V120H14L15 123L13 122L14 124L17 125V130H18V127H20V128H21V127H23V128H25V127H26V128H29V127H31V126L34 124L33 127H34V130H35V131H38L39 134H42V136H43L44 134L47 135V133H48V134L50 133V129L52 130V127H54V126L56 125V122H57V121L55 122V120H56L57 118H61V117H62V119H60V120L57 119V120H58L57 123L61 126V129H60V130H61V133H60V135L56 134V136H55L53 133H52L53 135H50V134H49V136H51V139H52V143H49V145H50V144H53V141L55 140V143H54L55 145H54V146H52L51 148L48 146V148L51 149L50 152H52V155L54 154L55 156H56V155L59 156V154H55V152L58 151V150H59L58 153H61V152H60L61 149H58V148H61V147H59V145L61 144V146H62V143H63V145H64V143L69 142L70 145H69V144H68V145L66 144V148L68 147V150H69V151L71 150L70 152H73L72 154H75V156H77V155H79V154L76 155V153H77L78 150H79L80 153H81V152L85 149V148H84V149H83V148H80L81 146H83L85 143H87V144H90V143H91V144H92V147H90L91 145H90V146L87 145L88 148L90 147V148L92 149V151H90V155H91V156H90L88 153H87V155L90 156V159H88V160H90V161L92 162V163H91V162H90V163H91V165L93 164V165H92L93 167H94V165H96V161L99 162L100 157H101L100 154H101L103 151H104V152H107V151H108V153H106V154H108V159H109L108 161H111V162H110L111 164L114 163V165L117 166V169H118V167H120V168H121V167H124L123 169H126L128 172H129V170H130V171L133 170V171L136 172V170H139V169H140V171H141V169H142V171H144V172H145V171L148 172V170H149L151 167H155V166H151L152 164H151V165L148 164V163L150 162V159H153V160H151V163H152V161H155L156 158L154 159V157L157 156V155L159 156V154H161L163 150H164V152H165V155H166L167 153H169V154L171 153V156H170L169 154H167V155H169V157L167 156V158H170V157H171V160H172V156H175L176 153L178 152V151H177V152L175 153V151L179 148L178 150H179V152H180V148L183 147V146H180V145H184V146H186V145L188 144V142H190V141L192 140L191 137H189V138H191V139H189V138H184V135L186 136V134H185L184 132H182L183 135H180V138L178 137V135H176L177 132L180 130V126H182V127L186 126V127H187V125H190V124H192V122H194V121L190 118L191 116L188 115L190 112L187 113L189 110H188L187 112H185V111H183L184 108L181 109V107H180V101L178 102V104L176 103V101L172 102L173 97L175 98V96H176L177 94L172 95V93H171V95L173 96V97H172V100L170 101V99H168V98H167L166 100H169V101L172 102V103H171V104L169 103L170 105H169L168 107H166V108H162V109H164V110H161L160 112L157 110L158 114H157V112H156L155 114H151V115H149V114H148V115H141V116L139 115V117H137L136 119L134 118L135 120H131V121H130L129 119H127L128 121L131 122V125L129 124V125H130V129H131V133H132L131 136H130V135L128 136V134H125L124 132H123L124 134H123V133H122V134L119 133V132H121L123 129L126 130V129H127V126H123V129H121L120 127H122V126H121L122 124H121V125H120V124H117L118 122H117L116 120L113 119L114 117H112L113 120L111 119V117L108 118V114L111 116L110 113L114 112V111L116 110V108L118 107V105H120V106L118 107V109H119L120 111H122V112L127 113V116H128V114H129V115H130V114H133V116H135L134 113H135V112L137 113V111H136L135 108L137 107L136 105H138L137 102L140 100V99H139L140 96H141V95L147 96L148 94H150V92H152V89L150 90V88H148L149 86H146V85H147L148 83H150L152 80H153V81L155 80V78H156V74H158V73L161 71V70L159 71V69L161 68L160 66H162V62H164V61L167 62V61H166L167 59L163 57V58H162L163 61H160L158 64H157V63H156V64H155V63L153 64V63L148 62L147 59H148L149 57H146L147 59H145V57H144L143 55H149V53L145 54V52H142V54H141L140 51H139V48H140L141 46L138 48V45H139L141 42L131 41V39L127 40V42L125 41L126 43L123 41V45H122V43H120L119 45H116V46H113V45H112V47L110 46V49H109V50H106V51L104 52V54H103L102 51H100V53H102L103 55L101 54V57H98V55H97V54H98V51H99L98 49H99L101 46L105 45V48H108V47H106V44H105V42H104V41H106V39H107V41H108V37H105V36H106L107 34L110 33V34H109V36H110V37H109V40H110L111 38H113V35H115V32H114V34H112V33L109 31V30H111L110 27H112V26L109 25V28H110V29L108 30L109 33H108L107 30H106V31H107V34H106V33H104V34H103V33H102V34L100 33L101 35H104V36H101V37H102L101 39L103 40V41H101V39H100V34H99V32L101 31V29H100V31L98 32L97 30H95L96 28L93 27L94 25H92L93 28L91 27V25L88 26L89 24H87V26H86V25L84 26ZM60 26H61V25H60ZM63 26H64V25H63ZM71 26H73V25H71ZM95 26H96V25H95ZM88 27H89V28H88ZM90 27H91V28H90ZM66 28H67V27H66ZM104 28H105V27H104ZM106 28H107V27H106ZM106 28H105V29H106ZM62 29H63V28H62ZM69 29H70V28H69ZM75 29H73V30L75 31ZM84 29H85V30H84ZM88 29L90 30V32H87ZM97 29L99 30L98 27H97ZM105 29H104V31H105ZM71 30H72V29H71ZM112 30H113V27H112ZM112 30H111V31H112ZM104 31H103V32H104ZM106 31H105V32H106ZM61 32H62V31H61ZM66 32H67V31H66ZM81 32H82V34H81ZM83 32H86V33H84V34H85L84 36H83ZM96 32H97L98 34H96ZM101 32H102V31H101ZM196 32H197V35H198V33H201L200 31H199V32L196 31ZM203 32H204V31H203ZM207 32H209V31H207ZM57 33H58V32H57ZM62 33H63V32H62ZM89 33H90V34H89ZM209 33H210V32H209ZM111 34H112V36H111ZM132 34H135V33H132ZM165 34H166V33H165ZM165 34H164V36L167 37V36H166L167 34H166V35H165ZM190 34H192V32H191ZM190 34H189V36H190ZM210 34H211V33H210ZM63 35H64V34H63ZM194 35H195V34H194V32H193V36H194ZM203 35H206V34L203 33ZM49 36H50V35H49ZM55 36H56V35H55ZM77 36H78L79 38H78ZM81 36H82V37H81ZM92 36H93L94 39H95V40L93 39L94 42H93V40H91V39L93 38ZM133 36H134V35H133ZM200 36H202V35H199V36H198L199 40H200ZM207 36H208V35H207ZM210 36H211V35H210ZM61 37H63V36L61 35ZM90 37H92V38H90ZM135 37H138V35L136 34ZM186 37H187V35H186ZM194 37H195V36H194ZM196 37H197V36H196ZM204 37H205V36H204ZM208 37H209V36H208ZM211 37H212V36H211ZM51 38H52V37H51ZM69 38H70V37H69ZM81 38H82V39H81ZM104 38H105V39H104ZM126 38H127V37H126ZM187 38H189V37H187ZM191 38H192V40L194 39L193 37H191ZM55 39H56V38H55ZM57 39H59V38H57ZM98 39H100V40L98 41ZM135 39H136V38H135ZM138 39H139V37H138ZM138 39H137V40H138ZM196 39H197V38H196ZM196 39H195V40H196ZM201 39L203 40L204 38H201ZM96 40H97V41H96ZM132 40H134V39H132ZM145 40H146V38H145ZM202 40H201V41H202ZM59 41H60V40H59ZM90 41H92V43H95V41H96V43L98 42V43H100V45L97 44V45H99V46L97 47V45L94 44V45H96V46H94L93 44L90 43ZM107 41H106V43H107ZM141 41H142V40H141ZM147 41H149V42L152 43V41H150V40H147ZM147 41H146V42H147ZM196 41H197V40H196ZM101 42H102V43H101ZM112 42H113V40H112ZM143 42H144V39H143ZM190 42H191V40H190ZM103 43H104V44H103ZM114 43H115V42H114ZM144 43H145V42H144ZM153 43H154V42H153ZM42 44H43V43H42ZM48 44H50V43H48ZM101 44H102V45H101ZM116 44H117V42H116ZM188 44H190V43H188ZM43 45H44V44H43ZM90 45H93L94 48H93V49L89 48ZM109 45H110V44H109ZM120 45H121V46H120ZM124 45H125L126 47H124ZM140 45H141V44H140ZM151 45H152V44H151ZM191 45H192V44H190V45H188V46L190 47ZM122 46H123L124 48H126L125 51H123L124 49L121 50ZM201 46H202V45H201ZM54 47H56V49H55ZM57 47H58V48H57ZM91 47H92V46H91ZM136 47H137L138 49H136ZM202 47H203V46H202ZM44 48H46V47H44ZM66 48H67V49H66ZM141 48H142V47H141ZM141 48H140V49H141ZM143 48H144V45H143ZM192 48H193V46H192ZM194 48H195V47H194ZM188 49H189V48H188ZM207 49H208V48H207ZM223 49H224V48H222V51H223ZM21 50H22V49H21ZM46 50H48V48H47ZM101 50H105V49L102 48ZM137 50H138V51H137ZM191 50H192V49H191ZM193 50H195V49H193ZM197 50H198V49L196 48V51H197ZM22 51H23V50H22ZM22 51H20V52L22 53ZM30 51H31V50H30ZM30 51L28 52L29 54H31ZM44 51H45V50H44ZM44 51H43V52H44ZM50 51H52V50H50ZM50 51H47V55H46V56L42 53V54L44 55V59H45V57H47V56L50 55V53H49ZM122 51H123V52H122ZM141 51H142V50H141ZM198 51H199V50H198ZM225 51H226V50H225ZM228 51H230V50H228ZM24 52H25V51H24ZM24 52H23V53H24ZM38 52H39V51H38ZM61 52L64 53L65 58H64V56H62V53H61ZM23 53H22V54H23ZM33 53H34V52H33ZM33 53H32V56H33ZM44 53H46V52H44ZM48 53H49V54H48ZM59 53H57L56 55L60 56ZM196 53H197V52H196ZM232 53H233V52H232ZM235 53H236V52H235ZM18 54H19V53H18ZM36 54H38V53L36 52ZM222 54H223V53H222ZM227 54L229 55V53H227ZM230 54H231V53H230ZM233 54H234V53H233ZM43 55H42V56H43ZM99 55H100V54H99ZM223 55H224V54H223ZM223 55H222V57L224 58L225 55H224V56H223ZM231 55H232V54H231ZM19 56H21V54L18 55V57H19ZM23 56H24V54H23ZM23 56H21V58H22ZM25 56H26V55H25ZM27 56H28V54H27ZM32 56H31V57H32ZM40 56H41V55H40ZM54 56H55V55H54ZM66 56H67V58H69V59L72 58V60L67 59ZM151 56H152V55H151ZM218 56L220 57V54H219ZM37 57H38V56H37ZM196 57H197V56H196ZM219 57H218V58H219ZM21 58H20V60H22ZM26 58H27V57H26ZM33 58H34V57H33ZM35 58H36V57H35ZM38 58H39V57H38ZM40 58H41V57H40ZM47 58H49V57H47ZM47 58H46V62H49V63L52 65V60H50V58H49V60L47 61ZM54 58H59V60L61 59V60H60L61 62H60V61L58 62V60H57V63H56V61H55L56 59L54 60ZM73 58H74L75 60H74ZM191 58L193 59V57H191ZM191 58H190V59H191ZM218 58H216V59H218ZM220 58H221V57H220ZM220 58H219V59H220ZM225 58H227V57L225 56ZM42 59H43V58H42ZM160 59H161V58H160ZM192 59H191V60H192ZM196 59H197V58H196ZM196 59H195V60H196ZM219 59H218V60H219ZM227 59H228V58H227ZM25 60L27 61V59H23V61H22V62H24L23 64H26V63H25ZM29 60H30V59H29ZM36 60L38 61V64L41 63V62H39V59H36ZM36 60L34 59L35 62H36ZM66 60H68V61H66ZM79 60H81V63L79 62ZM171 60H172V59H171ZM197 60H198V59H197ZM225 60H226V59H225ZM40 61H41V60H40ZM50 61H51V62H50ZM82 61H83V62H82ZM201 61H202V59H201ZM223 61H224V60H223ZM22 62H21V63H22ZM28 62H29V61H28ZM30 62H31V61H30ZM43 62L45 63L46 66H47V65H50V64H46V62H45L44 60H43ZM187 62H188V61H187ZM196 62H197V61H196ZM198 62H199V61H198ZM219 62H220V60L218 61V63H219ZM221 62H222V60H221ZM71 63H74V62H71ZM36 64H37V62H36ZM41 64H42V63H41ZM61 64H60V65H61ZM65 64H66V63H65ZM67 64H68V63H67ZM167 64H168V62H167ZM21 65H22V64H21ZM26 65H28V68L30 67V66H29L30 64H26ZM39 65H40V64H39ZM51 65H50L51 68H50V67L48 68V67L45 66V69H48V70L51 69V70H53V72H54V69H52V66H51ZM69 65H70V64H68V66H69ZM71 65H72V64H71ZM74 65H76V63H74ZM169 65H170V63H169ZM194 65H195V64H194ZM24 66H25V65H22V68H23ZM40 66H41V65H40ZM62 66H63V65H62ZM64 66H65V65H64ZM66 66H67V65H66ZM167 66H168V65H167ZM167 66H166V67H167ZM195 66H196V65H195ZM26 67H27V66H26ZM35 67H36V66H35ZM37 67H38V65H37ZM43 67H44V66H43ZM43 67H41V69H43ZM54 67H55V66H54ZM54 67H53V68H54ZM59 67H60V66H59ZM59 67H58V68H59ZM82 67H85V65H83ZM122 67H123L125 70H126V69H127V70H130V72H131V70H133L134 68H139V69L141 70L140 67H145V69H146L145 71H146V72H144L145 74L143 75V71H142V74H141V75H143L142 77H141V75L138 77V76H135L134 74H131V73H130V74L133 76L132 78H134V76H135V79H134V80H136V79H139V80H136V82L132 81V83H131V81H130L129 83H131V84L129 85L128 82H127L128 84H126L124 81H125V80H126V81L129 80L131 77H130V75H128V74H127V76H125L126 73H124L125 70L123 71V68H122ZM158 67H160V68L158 69ZM162 67H163V66H162ZM199 67H200V66H199ZM199 67H198V68H199ZM58 68H57V69H58ZM60 68H61V67H60ZM73 68H74V67H73ZM87 68L85 67V69H87ZM192 68H194V67H192ZM25 69H26V68H25ZM55 69H56V68H55ZM57 69H56L55 72L58 73ZM79 69H78V71H79ZM88 69H87V70H88ZM117 69H118L119 71L122 69L123 73H121L122 71H121V72H118ZM155 69H156V70L158 69V70H157V73H156V70H155ZM167 69H168V68H167ZM167 69H166V70H167ZM194 69H195V68H194ZM199 69H200V68H199ZM23 70H24V69H23ZM26 70H27V69H26ZM30 70H32V67L30 68ZM43 70H44V69H43ZM51 70H50V72H51ZM61 70H63V69H61ZM76 70H77V69H76ZM76 70H74L73 72H75ZM90 70H89V71H90ZM116 70H117V71H116ZM127 70H126V72H127ZM136 70L138 71V69H136ZM140 70L138 71V73L141 72ZM142 70H143V68H142ZM154 70H155V71H154ZM195 70H196V69H195ZM39 71H40V70H39ZM46 71H47V70H46ZM59 71H60V69H59ZM63 71H64V70H63ZM63 71H62V72H63ZM66 71H68V70L66 69ZM66 71H65V74L69 73V71H68V72H66ZM137 71H136V72H137ZM158 71H159V72H158ZM162 71H163V73H164V71H165V68H164V67H163V70H162ZM167 71H168V70H167ZM28 72H29V71H28ZM44 72H45V71H44ZM47 72H48L47 74L50 73L49 71H47ZM76 72H77V71H76ZM76 72H75V73H76ZM114 72H115V73H114ZM116 72H117V73H116ZM168 72H169V71H168ZM45 73H46V72H45ZM63 73H64V72H63ZM63 73H60V75L57 74L58 76H57V75H53L54 73L49 74V75L46 74L47 77L49 76L50 80H51V78H52L51 83H50V84H51L50 86H45L46 84L44 83V80H43V79H42V80H43V81H42L43 83L40 82V79H37V78H40V77L37 76V74H36V76H37L36 78H35V77H31V75H34V73H33V74L29 73V74H31V75H27V76H30V78H32V80H31V79L28 77V78L31 80V81L28 80V82H29V83L35 82V80L33 81V78H35V79H37L36 81L39 82V85H40V83H42V85L45 84V85H44L45 87H44V86H43V87L40 86L41 89L43 88V90L47 87V89L50 88L51 90H53L54 88H60V90H62V88H69L70 91H71L72 89H73V91H75L74 88H73L74 85H75V81H74V80H77V82H80V81H82V80L80 79L81 77L79 78V79H80V81H79L78 78H77V77H78L77 74L74 73V74L77 76L76 79H74V78H70V77H67V76H64V75H63V77H62V74H63ZM70 73H72V72H70ZM119 73H120L122 76L119 75ZM128 73H129V72H128ZM163 73H162V74H163ZM165 73H166V72H165ZM169 73H171V72H169ZM196 73H198V72L195 71V74H196ZM74 74L72 73V76H73ZM123 74H124V75H123ZM136 74H137V73H136ZM198 74H200V73H198ZM198 74H197V77H199ZM67 75H68V74H67ZM70 75H71V74H70ZM70 75H68V76H70ZM159 75H160V74H159ZM27 76H26V79H27ZM59 76H60V77H59ZM119 76H120V78H119ZM128 76H129V78H128ZM201 76H202V75H201ZM73 77H74V76H73ZM136 77H137V78H136ZM140 77H141V78H140ZM157 77H158V75H157ZM206 77H207V75H206ZM132 78H131V79H132ZM156 79H157V78H156ZM122 80H124V81H122ZM132 80H133V79H132ZM204 80H205V79H203V81H204ZM47 81H48V80H47ZM52 81H53V83H52ZM121 81H122L123 83H125V84H122ZM155 81H156V80H155ZM158 81H159V80H158ZM28 82H27V83L25 82V84L27 85ZM37 82H36V83H37ZM45 82H46V81H45ZM156 82H157V81H156ZM22 83H23V81L21 82V84H22ZM36 83H35V85H37ZM46 83H47V82H46ZM82 83H83V81H82ZM87 83H86V85H87ZM120 83H121V84H120ZM153 83H154V82H153ZM200 83H201V80H200ZM202 83H203V82H202ZM25 84H24V86H25ZM54 84H55V86H54ZM84 84H85V83H84ZM18 85L21 86L19 83H18ZM33 85H34V83H33ZM33 85H32V86H33ZM35 85H34V86H35ZM80 85H81V84H80ZM148 85H149V84H148ZM177 85H178V83H177ZM201 85H203V84H201ZM204 85H205V84H204ZM22 86H23V85H22ZM24 86H23V88H24ZM27 86H28V85H27ZM77 86L79 87L78 84H77ZM82 86H84V85H82ZM152 86L154 87L153 84H152ZM162 86H163V85H162ZM169 86H170V85H169ZM178 86H179V85H178ZM16 87H17V86H16ZM36 87H37V86H35L34 88H36ZM40 87H38V89H39ZM70 87H71V89H70ZM78 87H77V88H78ZM155 87H156V86H155ZM163 87H164V86H163ZM167 87H168V85H167ZM170 87H171V86H170ZM170 87H168V88H170ZM172 87H175V85L172 86ZM180 87H181V86H180ZM6 88H7V87H5L4 89H6ZM25 88H26V86H25ZM77 88H76V89H77ZM79 88H80V87H79ZM164 88H165V89H164ZM164 88H163V92H162V93L164 94V97H165V96H169V97H170L171 95H169L170 92H168V91H171L172 88H170V89H168V88H166V87H164ZM1 89H3V87H2ZM26 89L28 90V89H33V88H29V87H28V88H26ZM50 89H49V92L51 91ZM166 89H167V90H166ZM20 90H21V89H20ZM55 90H56V89H55ZM173 90H174V89H173ZM173 90H172V92H173ZM6 91H7V90H6ZM12 91H13V90H12ZM18 91H19V89H18ZM18 91H17V94H18ZM25 91H26V90H25ZM33 91H34V90H33ZM33 91L31 90L32 93H30V91H29V94H32V95L34 94V95H35L36 92L34 93ZM37 91H40V92H41V93H40V92H37V93H36L37 95H39L38 93H40V94L42 95V91H41V90H37ZM45 91L48 92L46 89H45ZM45 91H44L43 93H44V95L46 94V96L44 97V96L42 95L43 98H44V100L46 99V97L49 96L48 93H45ZM57 91H59V90H57ZM65 91H66V90H65ZM65 91H63L64 93L62 94V96L64 95L63 98H65V95H67V93H66ZM174 91H176V90H174ZM76 92H77V91H76ZM78 92H79V91H78ZM81 92H80V93H81ZM86 92H87V93H86ZM147 92H148V93H147ZM179 92H180V91H179ZM3 93H4V91H3ZM7 93H8V91H7ZM15 93H16V90H15ZM53 93L55 94V92H53ZM58 93H59V92H58ZM61 93H62V92L60 91V94H61ZM65 93H66V94H65ZM145 93H147V95H145ZM152 93H154V92H152ZM160 93H161V92H160ZM167 93H169V94H167ZM173 93H175V92H173ZM177 93H178V90H177ZM19 94H20V93H19ZM19 94H18V95H19ZM49 94H50V93H49ZM54 94H52L53 97H54ZM56 94H57V93H56ZM71 94H72V93H71ZM73 94H77V93H73ZM158 94H159V93H158ZM184 94L186 95V93H184ZM1 95H3V94H2V91H1ZM4 95H6V92L4 93ZM4 95H3V96H4ZM32 95H29V96H30L31 98H33ZM47 95H48V96H47ZM52 95H51V96H52ZM96 95H97V97H96ZM100 95H103V96H101V97H103L102 100L104 99V97L107 99V101H106L107 103H110V101H111V102L113 101L114 103H117V104H114V103L112 102V103L114 104V106H113V105H111L112 103L107 104L106 102H104L106 105H105V104L100 105V102L103 103V101H102L101 99L99 100V98H101V97H99ZM151 95H152V94H151ZM154 95H156V94H154ZM180 95H181V94H178L177 96H179V98H180ZM6 96H7V95H6ZM8 96H10V95H8ZM21 96H22V95H21ZM35 96H36V95H35ZM55 96H56V95H55ZM60 96H61V95H60ZM60 96H59V98H60ZM62 96H61V97H62ZM68 96H67V97H68ZM76 96H77V95H76ZM183 96H184V95H183ZM40 97H41V96H40ZM89 97H88V98H89ZM141 97H143V96H141ZM147 97H148V96H147ZM7 98H8V97H6V100H8ZM41 98H42V97H41ZM49 98H51V97H48L47 100H48ZM54 98H56V97H54ZM97 98H98V101L95 100V99H97ZM145 98H146V97H145ZM170 98H171V97H170ZM177 98H178V97H177ZM179 98H178V99H179ZM3 99H4V98H3ZM38 99H39V96H38L37 99L34 100V101H39V100L42 101V100H43V99H39V100H38ZM51 99H52V98H51ZM61 99H62V98H61ZM106 99H105V100H106ZM148 99H149V98H148ZM178 99H176V100L178 101ZM17 100H18V99H16V102H17ZM53 100H54V99H53ZM57 100H58V99H57ZM66 100H67V99H66ZM76 100H77V101H76ZM82 100H83L84 102H87L88 100H90V101H89V104H90V105L88 104V102H87L88 105H84V104H85L84 102H83V103H84L83 105H80L79 103H77V102H79V101H80V103H82V102H81ZM94 100H95L96 103H94ZM143 100H144V99H143ZM163 100H164V99H163ZM180 100H183V101H184V100H185V97H184V99L181 98ZM2 101H4V100H2ZM60 101H61V100H60ZM64 101H65V99H64ZM159 101H161V100L159 99ZM0 102H1V101H0ZM4 102H5V101H4ZM10 102H11V100H10ZM90 102H92V103H90ZM139 102H140V101H139ZM144 102H145V101H144ZM161 102H162V101H161ZM163 102H164V103H168V102H165V101H163ZM13 103H14V102H13ZM13 103H12V104H13ZM35 103H36V104H35ZM35 103H34L35 105H33V106H37V105H38V107H40L39 104H37V102H35ZM42 103L44 104V102H42ZM140 103L142 104V102H140ZM145 103H146V102H145ZM145 103H143V104H145ZM148 103H149V102H148ZM151 103H152V102H151ZM159 103H160V102H159ZM164 103H162V104H164ZM5 104H7V101H6ZM8 104H11V103H8ZM12 104H11V105H12ZM143 104H142V105H143ZM0 105L3 106V104H0ZM40 105H41V102H40ZM139 105H140V104H139ZM142 105H141V106H142ZM145 105H147V103H146ZM160 105H161V104H160ZM165 105H166V104H165ZM225 105H226V104H225ZM5 106H6V105H5ZM9 106H10V105H9ZM16 106L18 107V102H17ZM59 106H60V107H59ZM81 106H82V107H81ZM115 106H117V107L115 108ZM134 106H135V107H134ZM149 106H150V104H149ZM161 106H162V105H161ZM184 106H186V105H184ZM184 106H182V107H184ZM3 107H4V106H3ZM57 107H59V109H60V110H59V113H60L59 115H60V116H58L56 119H54L53 116H55V114L52 115V114L50 113V111L52 112L53 109H54L55 112L58 111V110H55ZM143 107H144V106H143ZM163 107H164V105H163ZM0 108L2 109L1 106H0ZM19 108H20V106H19ZM36 108H37V107H36ZM138 108H139V107H138ZM148 108H149V107H148ZM206 108H207V107H206ZM211 108H213V107H211ZM211 108L209 107V108H207V109H208V110H211ZM1 109H0V110H1ZM7 109H8V111L5 110V109H2V110H5V111L9 112V107H8V106H7ZM10 109H11V108H10ZM15 109H17V108H15ZM15 109H13V110H15ZM21 109H22V108H21ZM37 109H38V108H37ZM118 109H117V110H118ZM158 109H160V108H158ZM185 109H186V108H185ZM187 109H188V108H187ZM187 109H186V110H187ZM2 110H1V111H2ZM40 110H39V111H40ZM137 110H138V109H137ZM212 110H214V109H212ZM10 111H12V110H10ZM16 111H17V110H16ZM36 111H37V110H36ZM140 111H141V110H140ZM162 111H163V112H162ZM7 112H6V114H7ZM34 112H35V111H34ZM48 112H49V114H47ZM116 112H117V111H116ZM151 112H152V111H151ZM4 113H5V112H4ZM4 113H3L2 116H4ZM30 113H31V110H30ZM35 113H36V112H35ZM52 113H53V112H52ZM0 114H1V113H0ZM50 114H51V115H50ZM56 114H57V112H56ZM79 114H80V115H79ZM82 114H83L84 116H88V117L94 115V117L97 116V118L95 117V118H96L95 120L92 118L94 121L92 120V125H91V126H88V128H87V124H88L87 122H89V119L87 118L88 120L86 119V120H87V121H86V125L84 124V126H86V127L84 128V126H83V129H84V130L81 131L80 133H77V132H78L77 130H76V132H74L75 129H74V131H73V127H75V125H73V124H71L72 126L70 125V123H72L71 120H70V118H71V117L73 118L74 116H75V117H77V116H81ZM116 114H117V113H116ZM144 114H145V113H144ZM47 115H48V116H47ZM114 115H115V114H114ZM190 115H191V113H190ZM8 116H9V115H8ZM28 116H29L30 119L28 118ZM38 116H39V115H38ZM46 116H47V117H46ZM124 116H125V114H124ZM9 117H10V116H9ZM69 117H70V118H69ZM121 117H122V116H121ZM0 118H1V117H0ZM80 118H81V117H80ZM2 119H3V117H2ZM10 119H11V117H10ZM10 119H9V120H10ZM77 119H78V117H77ZM81 119H82V118H81ZM3 120H5V119H3ZM3 120H1L0 122L2 123ZM6 120H7V118H6ZM11 120L13 121V119H11ZM36 120H38V121H36ZM72 120H73V119H72ZM74 120H75V119H74ZM82 120H84V117H83ZM90 120H91V119H90ZM7 121H8V120H7ZM7 121H6V123L3 121L5 124H4V123L0 124V128H1V125H2V126L6 125V127H7ZM12 121H11V122H12ZM44 121H47V122H44ZM113 121H114V122H113ZM115 121H116V122H115ZM195 121H196V120H195ZM8 122H9V121H8ZM11 122H9L8 124H11ZM54 122H55V123H54ZM61 122H63L62 125H61ZM75 122L78 123L79 121H78V122L75 121ZM83 122H84V121H83ZM124 122H125V121H124ZM31 123H33V124L31 125ZM89 123H90V122H89ZM119 123H120V121H119ZM220 123H221V122H220ZM3 124H4V125H3ZM78 124H79V123H78ZM78 124H77V125H78ZM27 125H28V123H27ZM68 125L71 126L72 128L68 127ZM79 125H81V123H80ZM123 125H124V124H123ZM127 125H128V124H127ZM129 125H128V127H129ZM8 126H9V129L13 131V129H14L13 126H15V125H12L11 127H10V125H8ZM81 126H82V125H81ZM177 126H179V127H178V128H179L178 131L176 130V129H177V128H176ZM191 126H192V125H191ZM6 127H4V128H6ZM15 127H16V126H15ZM55 127H56V126H55ZM57 127H58V125H57ZM124 127H125V128H124ZM174 127H175V129H174ZM182 127H181V128H182ZM186 127H185V128H186ZM192 127H193V126H192ZM11 128H12V129H11ZM26 128H25V129H26ZM58 128H60V127H58ZM80 128H82V127H80ZM80 128H79V130H80ZM86 128H87V129H86ZM168 128H169V129H168ZM25 129H24V131L27 132V134H28V132H29L31 129L33 130V128H30V130L28 129L27 131H26ZM141 129H142V132H144L145 134H142V136H143L144 138H142V139L139 138V139H141L142 141L144 140V142H141V141L136 137L137 134H138V130L141 131ZM172 129H174V130H172ZM5 130H6V129H5ZM14 130H15V129H14ZM17 130H16V132L18 133ZM20 130H22V128H21ZM20 130H19V132H20ZM32 130H31V132H32ZM54 130H55V129H54ZM60 130H58V131L60 132ZM81 130H82V129H81ZM125 130H124V131H125ZM186 130H187V129H186ZM7 131H8V130H7ZM12 131H11V132H12ZM115 131L118 132V133L115 134ZM180 131H181V130H180ZM184 131H185V130H184ZM1 132H2V131H1ZM8 132H9V131H8ZM8 132H6V134H7ZM33 132H34V131H33ZM38 132H37V133H38ZM4 133H5V132H2L3 136H4ZM12 133H15V132H12ZM17 133H15V134H17ZM20 133H21V132H20ZM22 133H23V130H22ZM22 133H21V135L24 134V133H23V134H22ZM35 133H36V132H35ZM55 133H58V132L56 131ZM126 133H127V132H126ZM136 133H137V134H136ZM140 133H141V132H140ZM140 133H139V134H140ZM167 133H169V135H170V133L172 134V135L169 137V143H167L168 140L165 141L166 143H163V142H164L163 140L167 139V137H166V136L168 135ZM180 133H181V132H180ZM2 134H1V135H2ZM6 134H5V135H6ZM114 134L116 135L115 137H114ZM135 134H136V136H135ZM139 134H138V135H139ZM164 134H166V135H164ZM178 134H179V132H178ZM8 135H9V134H8ZM12 135H13V134H12ZM12 135H9V136H12ZM19 135H20V134H19ZM162 135H164V137H166V138L163 139V140H162V138H163ZM15 136H17V135H15ZM29 136H30V135H29ZM29 136H28V138H29ZM31 136H33L32 133H31ZM37 136H38V135H37ZM49 136H48V137H49ZM54 136H55V137H54ZM139 136H140V135H139ZM153 136H154V138H153ZM1 137H2V136H1ZM4 137H5V136H4ZM7 137H8V136H7ZM7 137H6V139L8 140L9 137H8V138H7ZM26 137H27V136H26ZM26 137H24V138H26ZM43 137H45V136H43ZM135 137L139 140V142H141V144L144 145V146L142 145V146H143V150H144V149H147V151H148V149L150 150V149H152V147H153L154 149L156 148V150H153V149H152L151 151H153V152H155V151H156V152L161 151V153H160V152H159V154H158V153H157V154L155 153V156L152 155V156H154L153 158H150L151 156H150V157L147 156V157L149 158V161H148L147 157H143V158H146V159H147L148 163H143L142 161L139 163L138 161L140 160V158L137 157V156H138L137 153H138L139 151L137 150V148H135V147H136V146H135L136 144H135L134 146H130V145H129V143H130V141L132 140V138L134 139ZM140 137H141V136H140ZM155 137H158V140L161 141V146H162L163 150L160 149L159 151H157V150H158L159 148H161V147L158 148V147H157L158 145L155 146V147L152 146V142H153V143H156V142H157V140H155ZM160 137H162L161 140L159 139ZM181 137L184 138L185 140H184V139H181ZM187 137H188V136H187ZM2 138H3V137H2ZM2 138H1V139H2ZM14 138H16V137H14ZM22 138H23V137H22ZM33 138H35V139L38 140V137L36 138V136H34ZM12 139H13V138H12ZM12 139L10 138V140H12ZM17 139H19V138H17ZM31 139H32V137H31ZM112 139H113V141H112L113 143L111 142V143H112V144L110 143L111 145H109V143L107 144L108 140H109V142H110ZM137 139H135V141H136ZM153 139H154L155 141H153ZM156 139H157V138H156ZM3 140H4V139H3ZM7 140H6V141H7ZM13 140H14V139H13ZM20 140H21V139H20ZM20 140H19V141H20ZM29 140H30V139H29ZM33 140H34V139H33ZM40 140H41V139H40ZM138 140H137V141H138ZM0 141H1V140H0ZM6 141H5V142H6ZM22 141H23V139H22ZM22 141H20V143H23V142H24V141H23V142H22ZM30 141H32V140H30ZM132 141H134V140H132ZM159 141H158V142H159ZM162 141H163V142H162ZM181 141H182V144L180 143ZM12 142H14V141H12ZM17 142H18V141H17ZM32 142H33V141H32ZM39 142H40V141H39ZM41 142L43 143V141H41ZM178 142H179V145L177 146V143H178ZM20 143H19V144H20ZM26 143H28V141H27ZM30 143H31V142H30ZM134 143H136V142H134ZM4 144H7V143H4ZM38 144H39V143H38ZM38 144H36V146H35V144H34V149H35V147L37 148V146H39ZM162 144H164V145H162ZM166 144H169V147H168ZM8 145H9V144H8ZM13 145H14V144H13ZM22 145H23V144H22ZM22 145L20 144L21 147H24V146H25V145H24V146H22ZM131 145H132V144H131ZM153 145H154V144H153ZM159 145H160V143H159ZM165 145L168 147L167 151L165 150V149H166V146H165ZM199 145H200V144H199ZM4 146H5V145H4ZM10 146H12V145L10 144ZM20 146H19V148H21ZM44 146H45V145H44ZM50 146H51V145H50ZM57 146H58V147H57ZM138 146H139V144H138ZM138 146H137V147H138ZM140 146H141V145H140ZM179 146H180V147H179ZM197 146H198V145H197ZM209 146H210V145H209ZM1 147H2V146H0V149H1ZM17 147H18V146H17ZM25 147H26V146H25ZM42 147H43V146H42ZM46 147H47V146H46ZM62 147H63V146H62ZM176 147H178V148H176ZM192 147H193V146H192ZM206 147H207V146H206ZM15 148H16V147H15ZM66 148H64V149L62 148V149L65 150ZM157 148H158V149H157ZM197 148H198V147H197ZM204 148H205V147H204ZM8 149H10V147H9ZM32 149H33V148H32ZM44 149H45V148H44ZM46 149H47V148H46ZM46 149H45V150H46ZM76 149H78V150H76ZM169 149H171L170 152H168ZM174 149H175V151H174L175 154L172 153V150H174ZM188 149H189V147H188ZM191 149H192V148H191ZM198 149H199V148H198ZM198 149H197V150H198ZM209 149H211V148H209ZM209 149L207 148V149H205V151H206V150H207V151H211V150H209ZM1 150H2V149H1ZM1 150H0V151H1ZM10 150H13V149H10ZM16 150H18V149H16ZM19 150H20V149H19ZM21 150H22V149H21ZM29 150H31V149H29ZM37 150H38V148H37ZM63 150H61V151H63ZM182 150H183V149H182ZM182 150H181V152H182ZM186 150H187V148H186ZM189 150H190V149H189ZM194 150H195V147H194V149H192V150L189 151V153L192 151V153L190 154V155L192 156V158H193V154L196 153ZM197 150H196V151H197ZM202 150H203V149H202ZM25 151H26V152L28 151L27 148H26V150H25V148H24L23 152H25ZM41 151H42V150H41ZM43 151H44V150H43ZM69 151H68V152H67L66 150L63 151V154L61 155L62 157L59 156L60 158H58V157L56 156V157L59 159V161H58V160H57V161H58V162H62L63 159H64V160H67V159H68L66 162H63V164L66 163V165L69 164L68 161H71V160H69L70 158L73 159V161H75V160H74V157H75V156H72L73 158L70 157V156H71V153H69ZM74 151H76V153H74ZM79 151H78V152H79ZM145 151H146V150H145ZM151 151H149V152H151ZM193 151H194V153H193ZM214 151H216V149H214ZM10 152H11V151H10ZM14 152H15V151H14ZM16 152H17L16 154H19L18 151H16ZM21 152H22V151H21ZM21 152H20V160L22 161V160H23V157H25V155L28 156L29 153L27 152V154H28V155H27L26 153L24 154V153H21ZM36 152H38V151H36ZM39 152H40V151H39ZM66 152H67V154L69 153V154H68V155H69V158H68L67 155H64ZM84 152H85V151H84ZM104 152H103V153H104ZM124 152H125L126 154H131V155L128 156V155H126ZM149 152H148V153H149ZM166 152H167V153H166ZM186 152H187V151H186ZM186 152H185V153H186ZM198 152H201V149H200V151H198ZM198 152H197V153H198ZM202 152H203V151H202ZM220 152H221V151H220ZM8 153H9V152H8ZM11 153H13V152H11ZM11 153H10V154H11ZM32 153H33V152H32ZM32 153H30V154H32ZM56 153H57V152H56ZM145 153H146V152H145ZM145 153H144V154H145ZM148 153H147V154H148ZM207 153H208V152H207ZM207 153H206V155H203V157H204V156H208ZM211 153H213V150H212ZM36 154L38 155V153H36ZM39 154H42V153H39ZM46 154H47V153H46ZM82 154H83V152H82ZM139 154H141V153L139 152ZM151 154H154V153L151 152L150 155H151ZM178 154H179V153H178ZM183 154H184V153H183ZM202 154H203V153H202ZM2 155L5 156L6 154L3 153ZM32 155H34V154H32ZM49 155H50V154H49ZM165 155H164V153H163V156L165 157L164 159H166V156H165ZM194 155L196 156L197 154H194ZM198 155H199V154H198ZM209 155H210V159H209L208 161H210V160L212 159V157H214L216 154H214V156H212L211 154H209ZM220 155H221V154H220ZM12 156L14 157V155H12ZM12 156L10 155V160H11ZM35 156H36V155H34V157H35ZM47 156H48V155H47ZM89 156H87V157H89ZM99 156H100V157H99ZM143 156H146V155H143ZM161 156H162V154H161ZM180 156H181V155H180ZM184 156H186V155H184ZM188 156H189V154H188ZM188 156H186V157H188ZM211 156H212V157H211ZM0 157H1V155H0ZM29 157H30V156H29ZM29 157H28V158H29ZM31 157H33V156H31ZM31 157H30V159H31ZM41 157H42V155H41ZM49 157H50V156H49ZM87 157H86V159H87ZM104 157H105V156H104ZM104 157H101V158H104ZM135 157H136V159L138 160V161H135L136 163H134V162H133L134 159H132V158H135ZM175 157H176V156H175ZM175 157H173V158H175ZM199 157H201V156H199ZM28 158H27V159H28ZM35 158H36V160L39 159L38 156L35 157ZM37 158H38V159H37ZM44 158H45V156H44ZM44 158H43L44 162H48V161H46ZM52 158H53V157H52ZM52 158H51V159H52ZM76 158H77V157H76ZM78 158H79V157H78ZM98 158H99V160H98ZM176 158H177V157H176ZM176 158H175V159H176ZM197 158H198V157H197ZM197 158H196V159L194 158V160L197 161V160H198ZM208 158H209V156H208ZM1 159H2V158H1ZM5 159H6V157L4 158V160H5ZM15 159H16V158H15ZM40 159H41V158H40ZM49 159H50V158L47 157V160H49ZM53 159H55V157H54ZM136 159H135V160H136ZM157 159H158V158H157ZM162 159H163V157L161 158V160H162ZM164 159H163V160H164ZM186 159H187V158H186ZM188 159H189V157H188ZM188 159H187V160H188ZM216 159H217V157H216ZM6 160H7V159H6ZM12 160H14V158H12ZM20 160H19V161H20ZM43 160H42V161H43ZM102 160H103V159H102ZM104 160H105V159H104ZM132 160H133V161H132ZM171 160L169 159L170 162H172ZM177 160H178V162H179V159H178V158H177ZM177 160H175V161H177ZM180 160H181V159H180ZM191 160H192V159H191ZM194 160H192L193 163L195 162V164L197 165L196 161H194ZM218 160H219V158H218ZM223 160H224V159H223ZM0 161H1V160H0ZM15 161H16V160H15ZM52 161L55 162L56 160H55V161L52 160ZM158 161H159V160H158ZM158 161H157V162H158ZM173 161H174V160H173ZM192 161H191V163H192ZM215 161H216V160L214 159L213 162H215ZM219 161H220V160H219ZM4 162H6V161H3V163H4ZM7 162H8V161H7ZM13 162H14V161H13ZM38 162H40V160H39ZM49 162H50V160H49ZM53 162H52V163H53ZM67 162H68V163H67ZM75 162H76V161H75ZM75 162H74V163H75ZM79 162H81V161H79ZM100 162H101V160H100ZM102 162H103V161H102ZM162 162H163V161H161V163H162ZM183 162H185V161H183ZM201 162H202V161H201ZM210 162H211V161H210ZM0 163H2V161H1ZM16 163H17V161H16ZM22 163H23V162H22ZM22 163H21V164H22ZM40 163H42V162H40ZM88 163H89V162H88ZM106 163H108V162H106ZM106 163H105V164H106ZM155 163H156V161H155ZM155 163L153 162V164H155ZM158 163H159V162H158ZM164 163H165V161H164ZM166 163H167V162H166ZM175 163H176V162H175ZM185 163H186V162H185ZM7 164L9 165V163H7ZM38 164H39V163H38ZM49 164H50V163H49ZM53 164H54V163H53ZM53 164H52V165H53ZM56 164H59V163H56V162H55L54 165H56ZM61 164H62V163H61ZM63 164H62V165H63ZM80 164H81V163H80ZM86 164H87V163H86ZM98 164H99V163H98ZM171 164H172V163H170V167L172 166ZM189 164H190V163H189ZM195 164H194V165H195ZM202 164H203V163H202ZM202 164H200V165H202ZM210 164H211V163H210ZM0 165H3V166H4V164H0ZM8 165H6V166H8ZM14 165H16V164H14ZM40 165H41V164H40ZM50 165H51V164H50ZM62 165H60V166H62ZM66 165H65V166H66ZM70 165H71V164H70ZM72 165H73V164H72ZM74 165H75V164H74ZM76 165H77V162H76ZM84 165H85V164H84ZM84 165H82V166H84ZM88 165H89V164H88ZM91 165H90V166H91ZM99 165H100V164H99ZM139 165H140V167H139ZM155 165H156V164H155ZM159 165H160L161 167H160ZM162 165H164V164L162 163ZM162 165H161V164L156 165V166L160 167V168L163 170V172H162L161 169H160V173L158 172L160 175H162L163 173H165L166 170L168 171L169 169H171V168H168V169H167V167H169V166H168L169 164H168V165L165 164L167 167H164V168H166V169H163ZM191 165L193 166V164H191ZM191 165H190V166H191ZM228 165H229V164H228ZM3 166H1V168H2ZM21 166H22V165H21ZM45 166H46V165H45ZM60 166H59V167H60ZM65 166H62V168H64ZM67 166H68V165H67ZM79 166H81V165H79ZM82 166L79 167V168H82ZM101 166H102V165H101ZM106 166H107V165H106ZM112 166H113V165H112ZM186 166H187V165H186ZM209 166H210V165H209ZM212 166H213V165H211V167H212ZM8 167H9V166H8ZM8 167H4V168L9 169ZM23 167H24V166H23ZM30 167H31V165H30ZM39 167H40V166H39ZM46 167L48 168V166H46ZM49 167H51V166H49ZM53 167H54V166H53ZM84 167H85V166H84ZM84 167H83V168H84ZM87 167H88V166H87ZM97 167L99 168L100 166H97ZM158 167H157V168H158ZM201 167H202V166H201ZM4 168H2V169L4 170ZM13 168H14L13 170H15L16 167L14 166ZM18 168H19V167H18ZM18 168H17V169H18ZM21 168H22V167H20V169H18V170H19V173H20V174H21V173H25L24 170H23V172H20V171H22ZM31 168H32V167H31ZM33 168H34V166H33ZM41 168H42V167L38 168L39 170L37 169V171L39 172ZM55 168H56V167H55ZM65 168H67V167H65ZM88 168L90 169V168H92V167H88ZM95 168H96V167H94L93 170H94ZM103 168L105 169V166H104ZM103 168L100 167L99 169L102 170ZM155 168H156V167H155ZM157 168H156V169H157ZM189 168H190V167H189V165H188V166H187V169H189ZM191 168H192V167H191ZM202 168H203V167H202ZM204 168H205V166H204ZM204 168H203V169H204ZM207 168H208V167H207ZM51 169H52V168H51ZM51 169H47V170L53 171L54 168H53L52 170H51ZM69 169H70V168H69ZM96 169H97V168H96ZM104 169H103V170H104ZM123 169H122V170L119 169V170L124 171ZM152 169L154 170V168H152ZM187 169H185V170H187ZM192 169H193V168H192ZM210 169H211V168H210ZM213 169L215 170L214 167H213ZM5 170H6V169H5ZM5 170H4V171H5ZM11 170H12V169H11ZM26 170H27V169H26ZM28 170H29V166H28ZM60 170H62V169H60ZM119 170L114 171V172H116L117 174H119V175H116V177L119 176L120 178H122L123 181H125L124 183H126V181L130 180V179L125 180L124 177H121V176H120L121 173H119V172H120ZM150 170H151V169H150ZM153 170H151V171H153ZM157 170H159V169H157ZM157 170H156V172H157ZM164 170H165V171H164ZM194 170H195V167H194ZM205 170H206V169H205ZM31 171H32V169H31ZM31 171H30V172H31ZM41 171H43V170H41ZM41 171H40V173H38V172H36V171H35V172L38 173V174H41V173H42ZM69 171H70V170H69ZM81 171H82V170H81ZM97 171H98V169H97ZM107 171H108V170H107ZM107 171L102 172V173L104 174L103 176H104L105 178L108 177L109 179L112 178V175H110V174L108 175V174H107ZM118 171H119V172H118ZM133 171L130 172V173H132V176H134V175H133ZM140 171H139V172H140ZM167 171H166V173H167ZM169 171H170V170H169ZM190 171H192V170H190ZM190 171H189V172H190ZM198 171H199V173H200V170H198ZM2 172H3V171H1V169H0V174H2ZM6 172H7V171H6ZM8 172H9V171H8ZM8 172H7V173H8ZM16 172H18V171H16ZM44 172H46V171L44 170ZM44 172H43V173H44ZM47 172H48V171H47ZM63 172H65V171H63ZM94 172H95V170H94ZM99 172H100V171H99ZM111 172H113V171L111 170ZM128 172H127V173H128ZM139 172L137 171L136 174L139 173ZM146 172H145V173H146ZM156 172H155V173H156ZM161 172H162V174H161ZM187 172H188V171H187ZM192 172H193V171H192ZM192 172H190V174H192ZM212 172H213V171H212ZM214 172H215V171H214ZM49 173H50V172H49ZM49 173H47V174H49ZM59 173H62V172H59ZM65 173H67V172H65ZM69 173H70V172H69ZM77 173H78V172H77ZM79 173L81 174L80 170H79ZM79 173H78V174H79ZM85 173H86V169H85ZM89 173H92V172H91V169H90V172L88 171V173H87L88 175H87L86 178H84L86 175L84 174L85 176H82V175H83V173H82V174H81L82 178H84V179H87V178H88V179H89V178H90ZM95 173H96V172H95ZM95 173H92V174L94 175ZM97 173H98V172H97ZM116 173H115V174H116ZM123 173H125V172H123ZM142 173H143V172H140L139 174H142ZM145 173H144V174H145ZM170 173H171V172H170ZM206 173H207L206 175H208L209 172L206 171ZM210 173H211V172H210ZM210 173H209V174H210ZM3 174H5V173H3ZM13 174H14V173L12 172V174L10 175V176H11V179H12ZM29 174H30V173H29ZM50 174H51V173H50ZM52 174H54V173L52 172ZM52 174H51V175H52ZM62 174H63V173H62ZM62 174H61V176H63ZM72 174H73V173H72ZM78 174H77V175H78ZM98 174H99V173H98ZM98 174H97V175H98ZM125 174H126V173H125ZM125 174H124V176H125ZM171 174H173V173H171ZM186 174H187V173H186ZM194 174H195V173H194ZM197 174H198V173H197ZM204 174H205V173H204ZM6 175H7V174H6ZM14 175L17 176L19 179H21L20 177H21L23 174L18 175V173H16V174H14ZM31 175H32V174L28 175L30 181H25V184H24V185L22 184L23 186L19 185V183H18L19 180H17V181H18V182H17V183H18V186H20V187H21V190H22V191H21V190L18 191L19 188H16V190H17V192H19V194H20V192L22 193L23 191H24V193H26L25 190L27 191L28 188H31V189H32L33 186H34V187H37V186L41 187V185L45 184V182H43V180H44V181H47V180H45V178H44V175H45V174L43 175V178H44L43 180H42V178H40V176L37 178V176H38L37 174H35V175L33 174L32 176H34V177L36 176V177H35V178L33 177L32 180H31V177H32ZM54 175H55V174H54ZM54 175H53V176H54ZM59 175H60V174H58V176H59ZM74 175L76 176V173H74ZM97 175H96V176H97ZM99 175H101V174H99ZM126 175H128V174H126ZM130 175H131V174H130ZM130 175H129V176H130ZM147 175H149V173H148ZM188 175H189V174H187L186 177H187ZM199 175H201V174H199ZM212 175H213V173H212L210 176H212ZM10 176H9V177H10ZM19 176H20V177H19ZM23 176H24L23 178L25 179V176H27L26 173H25V175H23ZM46 176H47V175H46ZM56 176H57V175H55L54 177H56ZM69 176H70V175H69ZM71 176H72V175H71ZM71 176H70V177H71ZM79 176H80V175H79ZM79 176H78V177H79ZM96 176H94V177L97 178ZM113 176H114V173H113ZM122 176H123V175H122ZM139 176H140V175H139ZM144 176H146V175H143V178L146 180V178H148L150 175L147 176V177H144ZM156 176H157V175H156ZM156 176H155V174H154V178H155ZM162 176H163V175H162ZM175 176H176V174H175ZM202 176H203V174H202ZM210 176H209V177H210ZM220 176H221V174H220ZM220 176H219V177H220ZM222 176H223V175H222ZM0 177H1V175H0ZM3 177H4V176H3ZM7 177H8V175H7ZM7 177H6V178H7ZM17 177H16V178H17ZM48 177H49V176H48ZM54 177H53V178H54ZM63 177H64V176H63ZM63 177H62V178H63ZM65 177H66V176H65ZM65 177H64V178H65ZM73 177H74V176H73ZM73 177H71V178H73ZM78 177L76 176V178H78ZM94 177H91V178H94ZM99 177H100V176H99ZM119 177H118V178H119ZM158 177H160V176H158ZM170 177H171V176H170ZM170 177H169V181H165L164 183H168V182H169V183L172 184V182H174V181H170ZM172 177H173V175H172ZM176 177H177V176H176ZM195 177H196V175H195ZM203 177H204V176H203ZM203 177H201V178L199 177L200 181H201V179H202ZM6 178H5V181H6ZM14 178H15V177H14ZM16 178H15V179H16ZM36 178H37V179H36ZM50 178H52V177H50ZM57 178H58V177H56V179H57ZM60 178H61V177H60ZM91 178H90V179H91ZM113 178H115V177H113ZM120 178H119V179H120ZM128 178H129V177H128ZM131 178H132V177H131ZM133 178H134V177H133ZM138 178H139V177H138ZM149 178H150V177H149ZM154 178L152 177V179H154ZM191 178H192V176H191L189 179H191ZM210 178H212V177H210ZM210 178H209V179H210ZM221 178H223V177H221ZM1 179L3 180V178H1ZM7 179H8V178H7ZM24 179H23L22 181H24ZM26 179H27V178H26ZM29 179H27V180H29ZM35 179H36V180H35ZM46 179H48V178H46ZM56 179L54 178L53 180H56ZM67 179H68V178H67ZM73 179H74V178H73ZM79 179H80V177H79ZM84 179H82V181H83ZM122 179H121V182H123ZM126 179H127V178H126ZM135 179H136V178H135ZM167 179H168V177H167ZM167 179H166V180H167ZM172 179H174V178H171V180H172ZM199 179H198V180H199ZM204 179H205V181H206V178H204ZM204 179H203V180H204ZM63 180H65V179H63ZM93 180H94V179H93ZM97 180H98V179H97ZM107 180H108V179H107ZM115 180H117V179L115 178ZM115 180H114V181H115ZM132 180H134V179H131L130 181L132 182ZM140 180H141V179H140ZM140 180H138V181H140ZM148 180H149V179H148ZM178 180H179V179H178ZM178 180H177V181H178ZM192 180L194 181V178H192L191 181H192ZM210 180H211V179H210ZM222 180H223V179H222ZM12 181H13V179H12ZM56 181H58V179H57ZM56 181L54 182V181H51V179H50V182H51V183H52V182L56 183ZM61 181H62V180L60 179V181H58V182H61ZM102 181H103V180H102ZM111 181H112V179H111ZM111 181H110V182H111ZM134 181H135V180H134ZM142 181H143V180H142ZM142 181H141V182H142ZM151 181H153V180H151ZM155 181H158V180H155ZM155 181H154V182H155ZM159 181H160V180H159ZM159 181H158V182H159ZM179 181H180V180H179ZM28 182H29V183H28ZM42 182H43V184H42ZM76 182H77V181H76ZM80 182H81V181H80ZM80 182H78V183H80ZM95 182H96V181H95ZM97 182H99V181H97ZM115 182H116V181H115ZM143 182H144V181H143ZM143 182H142V183H143ZM162 182H163V180L160 182V185L163 184ZM181 182H182V181H181ZM2 183H5V184H6V182H2ZM12 183H13V182H12ZM23 183H24V182H23ZM26 183H28L27 186H26ZM48 183H49V182H48ZM54 183H53V184H54ZM62 183H63V182H62ZM65 183H66V182H65ZM73 183H74V181H73ZM73 183H72L71 186H73ZM112 183H114V182H112ZM116 183L119 184V182H116ZM135 183H136V182H135ZM138 183H139V182H137V184H138ZM150 183H151V182H150ZM156 183H157V182H156ZM156 183H154V184H156ZM178 183H179V182H178ZM5 184H1V185H0V202L2 203L1 205H3V206L5 205L4 208H3V207H0V249L2 250V251H0V264H5V263H4V262H6V261H4V259L6 258L5 255H7V259H8V256H9V258H10V257H13V258H14V255H16L15 253H16L17 251H13V250L11 251V249H13V248H12V247H13V246H12V243L15 241V238H16V237H17V239H18V236H19V239H20V238H21L20 236L23 235V234L25 233V234H27V235H24V236H25L24 241H25V239L28 238V237H30L29 235L32 234V233L35 231L34 229H36V230H40V229H41V230H42L41 232H45L43 229L47 228V226H48V225H47V223H48L47 221H46V225H47V226H46L45 228H44V225H43V224H42V225L40 224L41 226H39V221H40V223H41L42 219H43L45 216L42 217L43 214H44V212L41 210L42 208H41V209H38V207H35V204L33 205L34 207L31 206V207L28 208V207H27L28 205L25 206V207H27V208L24 207L25 209L22 207L23 209H21V210H24V211H22V213H17V211H15V210H18V209H17V203H18V202H17V203H15V202L18 201V199H21V198H20L19 196H18V198H15V197H17V196L11 194L12 191L9 193L10 196H9V194H8V190L10 191V189H13V188H10V189H9V187H13L14 184H15V181H14L13 184L10 183L11 186H9V187H8V185H9V182H8V181H7V184H8V185H7V184L5 185ZM46 184H47V183H46ZM49 184H50V183H49ZM70 184H71V182H70ZM80 184H81V183H80ZM100 184H101V183H100ZM118 184H116V185H118ZM120 184H121V183H120ZM129 184H130V183H129ZM131 184L133 185V182H132ZM131 184H130V185H131ZM137 184H136V186H137ZM146 184H148L147 180H146ZM203 184H208V183L206 182V183H203ZM210 184H211V182H210ZM210 184H209V185H210ZM12 185H13V186H12ZM56 185H57V184H56ZM102 185H103V184H102ZM110 185H111V184H110ZM112 185H113V184H112ZM126 185H127V184H126ZM126 185H124V186H126ZM130 185H129V186H130ZM140 185H141V184H140ZM167 185H168V184H167ZM196 185H200V184H196ZM25 186H26V187H25ZM49 186H50V185H49ZM53 186H54V185H53ZM69 186H70V185H69ZM114 186H115V185H114ZM114 186H112V188H113ZM144 186H145V184H144ZM147 186H148V187H147ZM147 186H145V187H147L148 190H149V192H150V189H149L150 184H148ZM153 186H154V185H153ZM158 186H159V185H158ZM168 186H169V185H168ZM194 186H195V185H194ZM204 186H205V185H204ZM222 186H223V185H222ZM222 186H221V188H222ZM16 187H17V186H16ZM50 187H51V186H50ZM57 187H58V186H57ZM57 187H56V189H55V187H51V188H53V189H50V191H49V194H51V195H49V194L44 195V196H46V197H44V196L42 195L44 192H43V193L41 192V193H42L41 196H43L44 198L41 197L42 200H41L40 202H41V203H44V204H43L44 206H45V202H46L47 200H50L51 197H52L54 194H56V191L59 190ZM63 187H64V186H63ZM107 187L110 189L111 186H110V187L107 186ZM115 187H116V186H115ZM126 187H127V186H126ZM132 187H133V186H132ZM132 187H131V188H132ZM138 187H139V185H138ZM138 187H137V188H138ZM178 187H179V186H178ZM199 187H200V186H199ZM201 187H203V185H202ZM205 187H207V185H206ZM210 187H211V186H210ZM43 188H44V186H43ZM45 188H47V186H45ZM59 188H60V187H59ZM67 188H68V185H67ZM67 188H65V189H67ZM121 188H122V187H121ZM123 188H124V187H123ZM131 188L128 189V190H132V189H133V188H132V189H131ZM154 188H155V187H154ZM156 188H157V187H156ZM179 188H180V187H179ZM196 188H198V186H197ZM211 188H212V187H211ZM211 188L208 187L207 189H210V190H208V191L205 190V191H207L208 193H209V192H214V193H215V191H216L217 189H213V190H215V191H213ZM223 188H224V189H223ZM223 188H222L223 190L221 191V190H220V187H219V190H220L221 193L225 190V187H223ZM34 189H39V188H34ZM40 189L42 190V188H40ZM48 189H49V188H48ZM57 189H58V190H57ZM65 189H62V190H65ZM113 189H114V188H113ZM118 189H119V188H118ZM124 189H125V188H124ZM124 189H123V190H124ZM126 189H127V188H126ZM198 189H200V188H198ZM198 189H197V190H198ZM201 189H202V188H201ZM13 190H14V189H13ZM16 190H15V191H16ZM138 190H139L138 192H140V189H138ZM142 190H144V189H142ZM153 190H154V189H153ZM155 190H156V189H155ZM155 190H154L153 193H156V191H158V190H156V191H155ZM15 191H14V192H15ZM37 191L40 193L39 190H36V192H37ZM43 191H44V190H43ZM65 191H66V190H65ZM65 191H64V192H65ZM67 191H68V190H67ZM117 191H119V192H118V194H119L122 190H121V191H120V190H117ZM124 191H125V190H124ZM151 191H152V190H151ZM205 191H203V193H205ZM226 191H227V190H226ZM14 192H13V193H14ZM50 192H51V193H50ZM59 192H60V191H59ZM62 192H63V191H62ZM62 192H60V193H62ZM69 192H70V191H69ZM69 192H68V193H69ZM113 192H115V191H113ZM113 192H112V193H113ZM122 192H123V191H122ZM122 192H121L119 195H122ZM128 192H129V191H128ZM130 192H131V191H130ZM143 192H144V191H143ZM143 192H140L139 194H141V193H143ZM145 192H146V190H145ZM147 192H148V191H147ZM149 192H148V193H149ZM197 192H200V191H197ZM24 193H22V194H24ZM27 193H28V192H27ZM45 193H47L46 189H45ZM60 193H59V194H60ZM72 193H73V192H72ZM115 193H117V192H115ZM115 193L113 194V198L115 197L114 195H116ZM136 193H137V192H136ZM148 193H147V195H148ZM150 193H151V192H150ZM150 193H149V194H150ZM166 193H167V191H166ZM203 193H201V192L199 193V194L202 195V196L200 195L201 198L206 197V194H205V196H203ZM216 193H219V192L217 191ZM28 194H29V193H28ZM33 194H34V193H33ZM63 194H64V193H63ZM63 194H61V196H62ZM75 194H76V197H74V198H77L78 194H77V193H75ZM123 194H124V193H123ZM130 194H132V193H130ZM137 194H138V193H137ZM137 194H136V195H137ZM139 194H138V195H139ZM159 194H160V193H159ZM163 194L166 195L165 193H163ZM167 194H169V193H167ZM11 195H13V196H11ZM16 195H17V194H16ZM31 195H32V194H31ZM31 195H30V196H31ZM64 195H65V194H64ZM71 195H72V194H71ZM73 195H74V194H73ZM109 195H111V193H110ZM119 195H118V196H119ZM125 195H126V194H125ZM125 195L123 196V198H127V197H125ZM145 195H146V194H145ZM212 195H214V198L216 199V197H215L216 194H213V193H212ZM212 195H208V194H207V196H209V197L212 196ZM20 196H21V195H20ZM30 196H28V197L30 198V200H31V199L33 200L32 196H31V197H30ZM37 196H40V194L37 195ZM56 196H57V195H55V197H56ZM69 196H70V195H69ZM118 196H117V198H118ZM127 196L129 197V195H127ZM151 196H152V195H151ZM151 196L149 197L150 199H151ZM154 196H156V194H155ZM167 196H168V195H167ZM13 197L16 199L15 201H14ZM35 197H36V196H35ZM57 197H58V196H57ZM62 197H63V196H62ZM65 197H66V196H65ZM111 197H112V196H111ZM120 197H121V196H120ZM131 197H132V196H131ZM137 197H138V196H136V198H137ZM141 197H142V196H141ZM143 197H144V198H141V200H143V199L146 198V197L144 196V193H143ZM9 198H10V199H9ZM23 198H24V197H22V200H21V201H23ZM25 198H26V197H25ZM25 198H24V199H25ZM29 198H28V201H29ZM63 198H64V197H63ZM107 198H108V197H107ZM109 198H110V196H109ZM109 198H108V199H109ZM113 198H112V199H113ZM136 198H135V199H136ZM153 198H154V197H153ZM153 198H152V200H156V199H157L156 197H155L156 199H155V198L153 199ZM214 198H213V199H214ZM53 199H54V197H53ZM53 199H51V200H53ZM55 199H56V198H55ZM61 199H62V198H61ZM66 199H67V197L65 198V200H66ZM68 199H69V198H68ZM72 199H73V197H72ZM79 199H81V198H79ZM108 199H107V200H108ZM128 199H129V198H127V200L125 199V201L127 202ZM150 199H149V201H150ZM210 199H212V197H211ZM210 199H209V200H210ZM213 199H212V200H213ZM7 200H8V202H7ZM9 200H10V201H9ZM12 200H13V201H12ZM25 200H26V199H25ZM34 200H35V199H34ZM39 200H40V199H38V202H39ZM65 200H64V201H65ZM70 200H71V198L69 199V201H70ZM76 200H77V199H76ZM76 200H75V203H76ZM81 200H82V199H81ZM114 200L117 201L116 199H114ZM119 200H121V199L119 198ZM129 200H130V199H129ZM139 200H140V198H139ZM139 200H138V201H139ZM204 200H205V199H204ZM53 201H54V200H53ZM53 201H51V202H52L51 204L54 203ZM55 201H57V200H55ZM58 201L62 202L63 199H62V201L58 199ZM67 201H68V200H67ZM67 201H66V203H68ZM73 201H74V200H73ZM73 201H72V202H73ZM83 201H84V200H83ZM111 201H112V200H111ZM115 201L112 202V203H115ZM146 201H147V199H146ZM156 201H158V200H156ZM156 201H155V202H156ZM166 201H167V200H166ZM166 201H165V202H166ZM206 201H207V197H206ZM4 202H5V203L7 202V203L4 204ZM12 202H14V203H12ZM33 202H34V201H33ZM40 202L38 203V205L41 204ZM49 202H50V201H49ZM78 202H79V201H77V203H78ZM119 202L122 204L124 201H119ZM158 202H159V201H158ZM160 202H161V201H160ZM160 202H159V203H160ZM163 202H164V200H163ZM163 202H162V204H160V205H164ZM165 202H164V203H165ZM26 203H27V202H26ZM26 203H25V204H26ZM30 203H31V201H30ZM35 203H36V200H35ZM57 203H58V202H57ZM63 203H65V202H63ZM63 203H61V204H63ZM75 203H74V204H75ZM107 203H108V202H107ZM109 203H110V202H109ZM109 203H108V204H109ZM146 203H147V202L144 203L145 206L147 205ZM149 203H152V201H150ZM166 203L169 204L168 202H166ZM166 203H165V204H166ZM211 203H212V202H211ZM19 204H20V203H19ZM28 204H29V203H28ZM46 204H48V203H46ZM69 204H70V203H69ZM115 204H116V203H115ZM118 204H119V203H118ZM124 204H125V203H124ZM124 204H123V205H124ZM126 204H128V203H126ZM126 204H125V205H126ZM133 204H134V203H133ZM139 204H140V203H137V205H139ZM157 204H158V203H157ZM1 205H0V206H1ZM23 205H24V204H23ZM38 205H37V206H38ZM56 205H57V210H60V209H59V208H60V204L58 203V204H56ZM58 205H59V207H58ZM66 205H67V204H66ZM75 205H76V204H75ZM77 205H78V204H77ZM79 205H83V204H82V201H81V204H79ZM79 205H78V206H79ZM119 205H120V204H119ZM137 205H136V207H137ZM141 205H142V204H141ZM154 205H155V203H154L153 205H151V206H148V205H147V207L150 208V209L148 208V209H149V212H150L151 208L155 207ZM192 205H193V204H192ZM196 205H197V204H196ZM198 205L200 206V203H199ZM201 205H202V202H201ZM230 205H231V204H230ZM18 206H19V205H18ZM44 206H43V208L46 207V206H45V207H44ZM52 206H53V205H52ZM62 206H63V205H62ZM68 206H69V205H67V208L64 206L66 209H65V211H64V210H63V211L61 210L62 213H63V212H66L67 209L70 210L71 207L68 208ZM70 206H71V204H70ZM83 206H84V205H83ZM83 206H81V207H83ZM115 206L117 207V205H115ZM130 206H131L130 204H129V207H128V206H124V207H128V208H130V209H128L129 213L131 212V211H130V210H131V207H130ZM152 206H153V207H152ZM157 206H158V205H157ZM164 206L166 207V205H164ZM168 206H169V205H167L166 208H168ZM180 206H181V205H180ZM180 206H179V205H175V210L177 209V207L180 208ZM199 206H198V207H199ZM212 206H213V205H212ZM234 206H235V204H234ZM64 207H63V208H64ZM74 207L76 208V206H74ZM74 207H73V208H74ZM81 207H80V208H81ZM122 207H123V206H122ZM142 207H143V208H142ZM142 207H139V208H141V209L143 210V209H144V206L142 205ZM147 207H146V209H147ZM162 207H163V206H161V209H163ZM170 207H171V206H170ZM172 207H173V205H172ZM183 207L186 208L187 206H183ZM192 207H194V206H192ZM198 207H197V208H198ZM231 207H232V206H230V208H231ZM47 208L50 209V207H47ZM54 208H55V205H54ZM54 208H53V213L50 212L51 214H53V216H54V213H55L54 211H57L56 209L54 210ZM75 208H74V209H75ZM78 208H79V207H78ZM102 208H103V207H102ZM139 208H138L137 212L140 211ZM197 208H196V209H197ZM244 208H245V207H244ZM244 208H243V209H244ZM12 209H13L14 211H13ZM76 209H77V208H76ZM76 209H75V210H76ZM115 209H116V208H115ZM146 209H144V211H146ZM186 209L188 210L189 208H186ZM186 209H183V208H182V211H183V210H184V211H187ZM190 209H191V208H190ZM190 209H189V210H190ZM19 210H20V206H19ZM19 210H18V211H19ZM21 210H20V211H21ZM50 210H52V209H50ZM50 210H49V211H50ZM79 210H81V209H79ZM102 210H105V209H102ZM113 210H114V209H113ZM118 210H119V209H118ZM126 210H127V208H126ZM126 210H124V211L126 212ZM133 210H134V208H133ZM135 210H136V209H135ZM135 210H134V211H135ZM152 210H154V209H152ZM165 210H166V209H165ZM171 210H172V209H171ZM171 210H170V211H171ZM226 210H229V206H228V209H226ZM233 210H234V209H233ZM233 210H231V211H233ZM245 210H247V208H245ZM44 211H45V210H44ZM77 211H78V210H77ZM116 211H117V209L115 210V212H116ZM122 211H123V208H122ZM124 211H123V212H124ZM158 211L161 212V210H158ZM158 211L156 210L155 212L159 213ZM229 211H230V210H229ZM234 211H235V210H234ZM247 211H248V210H247ZM45 212H46V211H45ZM58 212H59V211H58ZM67 212H68V211H67ZM72 212H73V211H72ZM110 212H111V211H110ZM117 212H119V211H117ZM117 212H116V213H117ZM120 212H121V210H120ZM123 212H121V214H122ZM125 212H124V213H125ZM149 212H148V213H149ZM153 212H154V211H153ZM153 212H151V213H152L153 215H156V214H154ZM162 212H164V210H163ZM167 212H168V211H167ZM188 212H189V211H188ZM235 212H236V211H235ZM47 213L49 214V212H47ZM68 213H69V212H68ZM70 213H71V212H70ZM70 213H69V214H70ZM74 213H75V214H74V218L77 219L76 211H75ZM80 213H81V211H80ZM101 213H102V212H101ZM103 213H104V212H103ZM126 213H127V212H126ZM129 213H128V214H129ZM133 213H134V212H133ZM140 213H142V212H140ZM144 213H145V212H144ZM148 213H147V214H148ZM165 213H166V212H165ZM228 213H229V212H228ZM242 213H243V211H242ZM245 213H246V211H245ZM247 213L249 214V212H247ZM247 213H246V214H247ZM51 214H50V216L52 217ZM56 214H57V213H56ZM58 214H59V213H58ZM97 214H98V213H97ZM108 214L110 215V213H108ZM121 214H119V215H121ZM131 214H132V212H131ZM136 214H137V213H136ZM147 214H144V215L146 216ZM233 214H234V213H233ZM233 214H232V216L235 215V214H234V215H233ZM45 215H47V214H45ZM59 215H60V214H59ZM67 215H68V214H67ZM67 215H66V216H67ZM71 215H72V214H71ZM71 215H69V216L71 217ZM77 215H78V214H77ZM82 215H83V214H82ZM100 215H102V214H100ZM133 215H135V213H134ZM133 215H130V216H128V217H131V216H132V217L134 218ZM149 215H150V213L148 214V216H149ZM153 215H150V216H153ZM164 215H165V214H164ZM48 216H49V215H48ZM57 216H58V215H57ZM78 216L80 217V215H78ZM114 216H115V215H114ZM123 216H124V214H123ZM123 216H121V217H123ZM138 216H139V213H138ZM140 216H141V215H140ZM150 216H149V217H150ZM162 216H163V215H162ZM223 216L225 217V214H224ZM243 216H244V218L246 217V215H243ZM247 216H248V215H247ZM41 217H42V218H41ZM55 217H56V216H55ZM60 217H61V215H60ZM62 217L64 218V216H62ZM62 217H61V220H59V221L57 220L58 223H59L60 221H62ZM72 217H73V216H72ZM83 217H85V218H83ZM119 217H120V216H118V218H119ZM141 217H142V216H141ZM226 217L229 218L230 216L228 217V216L226 215ZM235 217H236V216H235ZM12 218L15 219V220H12ZM16 218H18L19 221H18V219H16ZM57 218H58V217H56V219H57ZM74 218H71V219H74ZM81 218H82L81 220H83V219L86 220V218H88V216L86 217V215H84V216H82ZM109 218L112 219V216H111V217L109 216ZM113 218H114V217H113ZM118 218H116V219L118 220ZM124 218H125V217H124ZM136 218H137V217H136ZM138 218L140 219V217H138ZM143 218H144V217H143ZM146 218H147V219H152L151 217H150V218L146 217ZM146 218H145V219H146ZM154 218H155V216H154ZM230 218H231V217H230ZM10 219H11V220H10ZM45 219H47V218H45ZM48 219H49V218H48ZM51 219H53V218H51ZM68 219H69V218H68ZM68 219H67V220H68ZM71 219H69L68 221H70ZM129 219H130V218H129ZM139 219H136V221L139 220ZM145 219L142 220V221H145ZM179 219H180V218H179ZM222 219H223V218H222ZM233 219H234V218H233ZM53 220H55V219H53ZM67 220H66V218L63 219V221H64L65 223H68V224H70V223L73 222L72 220H71L70 223H69V222H66ZM81 220H76V221H81ZM84 220H83V221H84ZM124 220H125V219H124ZM124 220H123V221H124ZM126 220H127V218H126ZM140 220H141V219H140ZM159 220H160V219H159ZM163 220H164V219L162 218V221H163ZM223 220H224V219H223ZM225 220H226V218H225ZM230 220H231V221H229V223L232 222V218H231ZM242 220H243V219H242ZM14 221H15V222H14ZM50 221H51V220H50ZM57 221H55V222H57ZM63 221H62V222H63ZM74 221H75V220H74ZM76 221H75V222H76ZM83 221H81L82 224H84ZM127 221H128V220H127ZM156 221H157V220H156ZM164 221L167 222L166 219H165ZM169 221H170V220H169ZM219 221L222 222L221 218H220ZM227 221H228V220H227ZM243 221H245V220H243ZM36 222H38V223H36ZM42 222L45 223V220L42 221ZM84 222H86V221H84ZM114 222H115V221H114ZM121 222H122V221H121ZM131 222H133V220H132ZM151 222H152V221H151ZM153 222H154V221H153ZM158 222H159V221H158ZM158 222H157V223H158ZM160 222H161V221H160ZM172 222H173V221H172ZM178 222H179V220H178ZM223 222H224V221H223ZM35 223L38 224V226H39L40 228H38L37 225H36ZM50 223H52V222H50ZM58 223H57V224H58ZM65 223H64V224H65ZM116 223H118V222H116ZM122 223H123V222H122ZM126 223H127V222H126ZM134 223H135V220H134ZM136 223H137V222H136ZM226 223H227V222H226ZM53 224H54V226H55V223H54V222H53ZM57 224H56V226H55L57 229H56V228H53L52 230L50 229V230L53 232V234H54V233L56 234V232L58 231V228H61V229H62V227L64 228V226H63L64 224H62V225H57ZM108 224H109V223H108ZM110 224H112V222H110ZM118 224H119V223H118ZM129 224H130V223H129ZM150 224H151V223H150ZM150 224H149V226H150ZM152 224H153V223H152ZM152 224H151V226H152ZM162 224H163V222H162ZM162 224H161V225H162ZM165 224H166V223H165ZM165 224H163V225H164V226H163L164 228H162V229H164V230H165ZM175 224L177 225V222H176ZM175 224H174V225H175ZM180 224H181V223H180ZM205 224H207V223H205ZM219 224H220L219 226L222 227V226H221V223H219ZM224 224H225V223H224ZM224 224H223V225H224ZM240 224H241V223H240ZM35 225H36V226H35ZM49 225H50V224H49ZM51 225H52V224H51ZM66 225H67V224H66ZM75 225H76V224H75ZM113 225H114V224H113ZM116 225H117V224H116ZM119 225H121V224H119ZM127 225H128V224H127ZM132 225H133V224H132ZM135 225H136V224H135ZM135 225H133V226H135ZM141 225H142V224H141ZM143 225H144V223H143ZM147 225H148V224H147ZM156 225H157V224H156ZM158 225H159V223H158ZM169 225H170V224H169ZM237 225H238V224H237ZM242 225H244V224H242ZM70 226H71V224H70ZM79 226H81V225H79ZM124 226H125V225H124ZM154 226H155V225H153V227H154ZM159 226H160V225H159ZM171 226H172V224H171ZM202 226H203V225H202ZM235 226H236V225H235ZM238 226H239V225H238ZM36 227H37L38 229H37ZM42 227H43V228H42ZM49 227H51V226H49ZM52 227H53V226H52ZM77 227H78V224H77ZM77 227H76V228H77ZM111 227H112V226H111ZM111 227H110V228H111ZM121 227H123V226H121ZM141 227H142V226H141ZM143 227H145V225H144ZM153 227H152V228H153ZM155 227H156V226H155ZM155 227L153 228V231H154ZM161 227H162V226H161ZM173 227H174V226H173ZM176 227H177V226H176ZM220 227H219V228H220ZM223 227H224V226H223ZM223 227H222V228H223ZM233 227H234V226H233ZM233 227H232V228H233ZM28 228H29V229H32L33 232L29 234V232H31V231H30V230L28 231ZM66 228H67V226H66ZM113 228H114V227H113ZM116 228H119V229H120L119 226L116 227ZM123 228H124V230H125V227H123ZM134 228H135V227H134ZM146 228H148V227H146ZM146 228H145V231L147 230ZM167 228H168V227H166V230H168ZM8 229H9V230H8ZM69 229H70V228H69ZM119 229H118V230H119ZM127 229H129V228H127ZM127 229H126V230H127ZM131 229L133 230V228H131ZM141 229H142V228H141ZM149 229H151V228H149ZM170 229H171V228H170ZM184 229H186V228H184ZM224 229H226V228H224ZM234 229H235V228H234ZM50 230H49V228H48V231H49V232H51ZM109 230H110V229H109ZM122 230H123V229H122ZM143 230H144V229H143ZM156 230L158 231L157 228H156ZM159 230L161 231L160 228H159ZM219 230H220V229H219ZM221 230H222V229H221ZM228 230H229V229H228ZM228 230H227V231H228ZM59 231H60V229H59ZM59 231H58V232H59ZM69 231H70V230H69ZM75 231H76V229H75ZM75 231H74V233H75ZM114 231H115V233H116V229H115ZM119 231H120V230H119ZM119 231H118V232H119ZM127 231H128V230H127ZM127 231H126V232H127ZM151 231H152V230H151ZM157 231L155 232V234L157 233ZM160 231H159V232H160ZM229 231H230V230H229ZM231 231H232V230H231ZM26 232H28V233H26ZM49 232H48V233H49ZM52 232H51V233H52ZM62 232H63V231H62ZM62 232H61V234H62ZM67 232H68V231H67ZM67 232H66V235H67V237H69V234H70V233L68 234ZM108 232H109V231H108ZM108 232H107V234H108ZM112 232H113V231H112ZM121 232H122V231H121ZM133 232H135V231H133ZM136 232H137V231H136ZM147 232H148V231H147ZM159 232H158V233H159ZM163 232H164V231H163ZM182 232H183V231H182ZM36 233H37V232H36ZM38 233H39V232H38ZM74 233H73V234H74ZM124 233H125V232H124ZM140 233H142V230L140 231ZM140 233H139V236H140ZM160 233H161V232H160ZM165 233H166V232H165ZM165 233H164V234H165ZM183 233H184V232H183ZM222 233H223V232H222ZM225 233H227V232H225ZM225 233H223V234H225ZM228 233H230V232H228ZM49 234H50V233H49ZM53 234H51V235H53ZM110 234H111V233H110ZM120 234H121V233H120ZM144 234H145V232H144ZM153 234H154V232H153ZM155 234H154V235H155ZM164 234H163V235H164ZM194 234H195V232H194ZM194 234H193V235H194ZM34 235H35V234H34ZM41 235H42V236H41ZM41 235H38L39 238H41V240L44 239L45 244L48 243V242H47V240H48V236L46 237V236L44 235V233H43V234L41 233ZM43 235H44V236H43ZM51 235H49V236L52 237ZM70 235H71V234H70ZM84 235H85V234H84ZM84 235H83V236H84ZM127 235H130L129 232H128ZM159 235H160V234H159ZM198 235H199V233H198ZM214 235H215V234H214ZM214 235H213V236H214ZM237 235H238V234H237ZM237 235H236V236H237ZM26 236H28V237H26ZM31 236H32V235H31ZM38 236H37V237H38ZM40 236H41V237H40ZM57 236H59V235H57ZM86 236H87V235H85V237H82V239H83V238H86ZM107 236H109V234H108ZM110 236H111V235H110ZM110 236H109V238H111ZM113 236H114V234H113ZM116 236H117V234H116ZM147 236H149V235H147ZM215 236H216V235H215ZM67 237L65 236V238H67ZM87 237H88V236H87ZM117 237H118V236H117ZM117 237H115V238H117ZM124 237H125V236H124ZM143 237H144V236H143ZM157 237H158V234H157ZM196 237H198V236H197V232H196ZM232 237H233V236H232ZM53 238H55V235L53 236ZM58 238L60 239V237H58ZM63 238H64V237H63ZM65 238H64V239H65ZM113 238H114V237H113ZM113 238H112V239H113ZM119 238H120L121 240H123L122 236L119 237ZM126 238H127V237H126ZM138 238H140V237H138ZM193 238H194V237H193ZM239 238H240V237H239ZM19 239H18V241H19ZM21 239H23V237H22ZM76 239H78V238L76 237ZM144 239H145V237H144ZM144 239H143V240H144ZM154 239H155V238H154ZM158 239H159V238H158ZM158 239L156 238V241H159ZM227 239H228V238H227ZM231 239H232V238H231ZM233 239H234V237H233ZM235 239H236V238H235ZM26 240H29V239H26ZM37 240H38V241H37L36 243L39 244V242H40L41 240L39 241L38 238H37ZM49 240H50V239H49ZM54 240L57 241L58 239H57V240H56V238H55V239H52V242H53ZM62 240H63V239H62ZM62 240H61V242H62V244H63L64 241H65L66 239L63 240V241H62ZM67 240H69V238H67ZM70 240H71V239H70ZM106 240H107V239H106ZM117 240H118V239H117ZM121 240H120V241H121ZM124 240H125V239H124ZM241 240H242V239H241ZM16 241H17V240H16ZM29 241H30V240H29ZM29 241H26V243H27V242L29 243ZM33 241H34V240H33ZM33 241L31 240V242H33ZM76 241H78V240H76ZM107 241H108V240H107ZM111 241H112V240H111ZM118 241H119V240H118ZM118 241H117V242H118ZM125 241H126V240H125ZM151 241H152V238H151V240H150L148 243H150ZM225 241H226V239H225ZM225 241H224V243H225ZM239 241H240V240H239ZM243 241H244V240H243ZM11 242H12V243H11ZM44 242H43L42 246H43V245L45 246ZM50 242H51V241H50ZM52 242H51V245H52ZM57 242H59V241H57ZM67 242H69V241H66L65 244H67ZM71 242H72V241H71ZM109 242H110V241H109ZM121 242H122V241H121ZM135 242H136V241H135ZM139 242H140V241H139ZM144 242H145V241H144ZM146 242H147V241H146ZM207 242H208V241H207ZM226 242H227V241H226ZM229 242H230V240H229ZM229 242H227V243H229ZM232 242H233V241H232ZM18 243H20V242H18ZM18 243H17V244H18ZM36 243H34V244H36ZM53 243H54V242H53ZM111 243H113V241H112ZM118 243H119V242H118ZM128 243H129V240H128ZM148 243H147V244H148ZM222 243H223V242H222ZM227 243H226V244H227ZM31 244H32V243L28 244V245H30V247H29V248H30L29 253L31 252V247H32ZM57 244H58V243H57ZM69 244H70V243H69ZM69 244H68V245H69ZM72 244H73V242H72ZM125 244H126V243H125ZM138 244H139V243H138ZM154 244H156V243H154ZM226 244H225V245H226ZM229 244H230V243H229ZM13 245H16L15 242L13 243ZM63 245H64V244H63ZM70 245H71V244H70ZM70 245H69V246H70ZM74 245H75V244H74ZM118 245H121V243L118 244ZM118 245L116 244V247H117ZM127 245H128V244H126L125 246H127ZM131 245H133V244H131ZM144 245H145V244H143V248H144ZM148 245L150 246V244H148ZM152 245H153V242H152ZM223 245H224V244H223ZM225 245H224V246H225ZM238 245H239V244H238ZM19 246H20V244H19ZM33 246H35V245H33ZM38 246H39V245H38ZM46 246H48V245H46ZM111 246H113V245L111 244ZM122 246H123V245H122ZM125 246H124V247H125ZM137 246H138V245H137ZM137 246H136V247H137ZM145 246H146V245H145ZM221 246H222V245H221ZM226 246H227V245H226ZM231 246H232V245H231ZM14 247H15V246H14ZM21 247L25 249L26 245H25L24 247H23V246H20L19 248L22 249ZM58 247H59V246H58ZM58 247H57V248H58ZM62 247H63V246H62ZM113 247H114V246H113ZM113 247H112V248H113ZM127 247H128V246H127ZM166 247H167V244H166ZM228 247H229V246H228ZM232 247H234V245H233ZM235 247H236V245H235ZM33 248H34V247H32V249H33ZM49 248H50V247H49ZM57 248H56V251H57L59 248H61V247H59L58 249H57ZM66 248H67V247H65V250H66ZM106 248H107V246H106ZM133 248H134V247H133ZM139 248H140V247H139ZM141 248H142V247H141ZM143 248H142V250H143ZM147 248H148V247H147ZM147 248H146V249H147ZM220 248H221V247H220ZM222 248L224 249V247H222ZM236 248H237V247H236ZM27 249H28V247H27ZM27 249H25V250H27ZM50 249H51V248H50ZM52 249H53V247H52ZM110 249H111V248H110ZM113 249H114V248H113ZM115 249H116V248H115ZM121 249H123V248H121ZM134 249H135V248H134ZM148 249H149V248H148ZM17 250H18V249H17ZM38 250H39V249H36L37 253L39 254L40 252H38ZM41 250H43V249H41ZM54 250H55V248H54ZM59 250H62V249H59ZM67 250H68V249H67ZM67 250H66V251H67ZM123 250H124V249H123ZM127 250H128V249H127ZM129 250H130V249H129ZM137 250H138V249H137ZM227 250H228V249H227ZM36 251H35V253H36ZM46 251H47V250H46ZM116 251H117V250H116ZM118 251L120 252V249H118ZM118 251L116 252V254L119 253ZM153 251H154V250H153ZM209 251H210V250H209ZM26 252L28 253V251H26ZM32 252H33V251H32ZM41 252H42V251H41ZM53 252H54V251H53ZM53 252H52V253H53ZM57 252H58V251H57ZM111 252H113V251H111ZM123 252H124V251H123ZM125 252H126V251H125ZM128 252H129V251H128ZM131 252H132V251H131ZM134 252H135V251H134ZM148 252H149V251H148ZM154 252H155V251H154ZM207 252H208V251H207ZM228 252H229V251H228ZM230 252L232 253V250H231ZM20 253H21V251H20ZM42 253H43V252H42ZM49 253H50V252H49ZM49 253L46 252V255L49 254ZM108 253H110V252H108ZM136 253H137V251H136ZM214 253H215V252H214ZM225 253H227V252L225 251ZM225 253H224V254H225ZM233 253H234V250H233ZM32 254H34V253H32ZM43 254H44V253H43ZM43 254H42V255H43ZM58 254H60V253H58ZM110 254L113 255L112 253H110ZM116 254H115V255H116ZM121 254H122V253H121ZM125 254H126V253H125ZM125 254H124V255H125ZM143 254H144V253H143ZM145 254H146V253H145ZM152 254H153V253H152ZM154 254H156V253H154ZM205 254L208 255V253H205ZM18 255H19V253H18ZM36 255H37V254H36ZM36 255H35V256H36ZM40 255H41V253H40ZM50 255H51V253H50ZM50 255H49V256H50ZM108 255H109V254H108ZM147 255H148V254H147ZM161 255H162V254H161ZM228 255H229V254H228ZM4 256H5V258H4ZM16 256H17V255H16ZM23 256H26V258H29V260H27V261H29V262H27V263H28V264H29V263L31 264V261H32L33 257L30 256V257L32 258L31 261H30V257H29V255H28V256H27V255H23ZM51 256H52V255H51ZM55 256H56V254L54 253L53 258H54ZM57 256H58V255H57ZM101 256H102V255H101ZM106 256H107V255H106ZM127 256H128V257H131V253H130V256H129V254L126 255V257H127ZM134 256H135V253H134ZM208 256H209V255H208ZM40 257H41V256H40ZM59 257H60V256H59ZM102 257H103V256H102ZM137 257H138V256H136V259H135V260L138 259ZM146 257H147V256H146ZM152 257H153V256H152ZM227 257H228V256H227ZM232 257H233V255H232ZM3 258H4V259H3ZM21 258H23V257H21ZM38 258H39V256H38ZM43 258H44V257H43ZM43 258H42V260H43ZM47 258H48V257H47ZM50 258H51V257H50ZM53 258H52V259H53ZM56 258H57V257H56ZM112 258L115 259V256L112 257ZM134 258H135V257H134ZM139 258H140V257H139ZM160 258H161V257H160ZM208 258H209V257H208ZM220 258H221V257H219V258L217 257L216 259L219 260ZM222 258H223V256H222ZM14 259H16V258H14ZM17 259H18V258H17ZM34 259H36V258H34ZM45 259H46V258H44V262L46 261ZM48 259H49V258H48ZM104 259H106V258H103V260H104ZM121 259H122V258H121ZM123 259H124V257H123ZM126 259H127V258H126ZM128 259H129V258H128ZM147 259H148V257H147ZM188 259H189V258H188ZM190 259H191V258H190ZM212 259H213V257H212ZM224 259H225V258H224ZM228 259H229V258H228ZM259 259H260V258H259ZM261 259H262V257H261ZM5 260H6V259H5ZM22 260H23V264H25V262H26V261H24L25 258L22 259ZM22 260H21V261H22ZM101 260H102V259H101ZM111 260H113V259H111ZM116 260H117V259H116ZM129 260H131V259H129ZM133 260H134V259H133ZM140 260H141V259H140ZM140 260H138V261H140ZM154 260H155V258H154ZM159 260H161V259H158L157 261L159 262ZM191 260H193V258H192ZM191 260H190V261H191ZM218 260H216V261H218ZM262 260H264V257H263ZM3 261H4V262H3ZM8 261H9V260H8ZM50 261H51V260H50ZM104 261H105V260H104ZM127 261H128V260H126V262H127ZM146 261H147V260H146ZM157 261H156V262H157ZM163 261H164V259H163ZM163 261H161V262L163 263ZM186 261H188V260H186ZM190 261H188V262H190ZM208 261H209V259H208ZM210 261H211V260H210ZM210 261H209V262H210ZM226 261H227V260H226ZM226 261L224 260V262H226ZM14 262H15V261H14ZM99 262H100V261H99ZM105 262H106V261H105ZM105 262H103V264H104ZM110 262L112 263L113 261H110ZM116 262H117V261H116ZM135 262H136V261H135ZM148 262H149V261H148ZM150 262H151V264H152V261H150ZM153 262H154V261H153ZM205 262L207 263L206 260H205ZM260 262H261V261H260ZM260 262H259V263H260ZM262 262H263V261H262ZM10 263H11V262H10ZM21 263H22V262H21ZM32 263H34V261H33ZM101 263H102V262H100V264H101ZM107 263H108V262H107ZM118 263H119V262H118ZM118 263H117V264H118ZM128 263H129V262H128ZM184 263H185V262H184ZM253 263H254V262H253ZM15 264H16V263H15ZM45 264H46V263H45ZM50 264H51V263H50ZM115 264H116V263H115ZM122 264H123V263H122ZM132 264H134V262H133ZM140 264H141V263H140ZM148 264H149V263H148ZM154 264H155V263H154ZM159 264H160V262H159ZM164 264H167V262L165 261ZM207 264H208V263H207Z\"/></svg>",
	"mask_w": 264,
	"mask_h": 264
}]
</instances>
